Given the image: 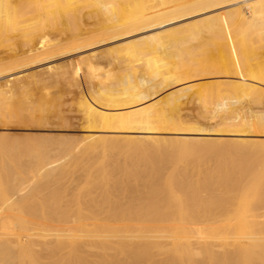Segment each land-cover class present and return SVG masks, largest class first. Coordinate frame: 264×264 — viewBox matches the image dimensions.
<instances>
[{"label":"bare ground","instance_id":"6f19581e","mask_svg":"<svg viewBox=\"0 0 264 264\" xmlns=\"http://www.w3.org/2000/svg\"><path fill=\"white\" fill-rule=\"evenodd\" d=\"M244 7H247L248 11H246L244 9ZM220 10H227L226 12L221 13V14L226 13V15H225L226 17H223L224 19H226L225 22H224V19H222L221 14H216V12H218ZM83 15H84V17H85V15H87L90 18L96 20L97 24L100 27L99 29H97L98 31L96 33H92L90 35L86 34L87 36L83 33L85 35V37L79 36L82 34L81 32H84L85 30L81 26L83 31L79 32L81 29H79V26H77V24L75 22H77L79 18L82 19ZM42 16H49L47 19L48 20L50 19L49 21H51L52 23L50 25H44L43 21H45V19H42ZM89 17H87V18L89 19ZM193 18H198L197 24H201V23L207 24L206 29H204V30H198V28L193 29V31H191V30L189 31V32H191V34H185V31L179 30L182 33L184 32L183 35H182V33L180 34L181 36H179L177 34V36L173 37L172 39L169 38L170 37L169 36L168 37L169 40H167L168 38H166L165 39L166 41H164V40L160 41L159 39L157 40L158 36L156 37V39L152 38L153 37L152 36L153 34H152L150 37H146V36L140 37V38L138 37L137 39H135V41L129 40L126 43L128 46H127V48H126V46H124L126 51L125 50H123V51L127 52L126 53L127 55H130L133 57L132 62H138V63L136 64L137 65L136 68H135V65L134 66L132 65L133 66L132 69H131L132 66H130V67H128V69H130V70L127 69V70H124V72L125 71L130 72L131 70L133 71L134 68H135L134 69L135 72L137 71V69L139 71H141V69L138 68L139 63L141 64V62H139V61H143V64H145L147 66L146 70L148 69V73H149L148 76H144L142 78L140 76H138V78H136V79H139V77H140L139 83L134 82V79L132 78L133 76L129 75L127 77L124 76L121 78L116 77L115 79L113 77H110L111 79H114V84L111 83L112 85H110V82L106 81L108 83V85H105L106 82H103L102 81L103 77H101V78H97V80H98L97 84L100 86L97 88V87H95V84L90 85V83L88 84V81H86L84 79L87 82L86 85H90V86L96 88V90H94L92 92V95L90 98L86 97V96H84V97L81 96L83 98L82 99L83 101L81 100L82 101V104H81L82 114H81V116L83 115V118L86 121L87 129H85V130L89 129L92 133H91V135H89L88 134L89 132H88L87 133L88 137H86V135L85 136L83 135L84 137H81L79 135L82 138L83 142H84V139H85V141H87V139H88V141L84 145L85 147H83V149H85V151L81 150V151L76 152L75 151L76 149L74 150L76 153H79L82 151L86 153V150L93 149V150H96V152L92 151V150H90L89 152L90 153L95 152L96 154L92 153L93 155H87V153H88L87 152L86 154L82 153V155L83 154H84V156L86 155L88 158H90L89 160L93 159L92 157H96L97 155H100V156L106 155L105 157H107V158L109 156V159H107V160H110L111 155H107L104 153L102 155L100 153L97 154V151H98L97 148L98 147H99V149H101V151L104 149L102 152L106 153V151H105L106 146L104 145L105 142L107 144L108 143L112 144L114 149H117L119 147V145L124 144V143H127L128 146L130 144H134V145H130L129 147H127L128 151H129V152L127 151V153L131 154L132 149H134V153H135V151H137L136 150L137 147L139 149V152H140L139 147H141L143 149H144V147H148V150L151 153L155 152V154H156V155H151V153L149 152L150 154L148 153L149 155L148 154L146 155L145 153H147L148 151H145V150L142 151L143 150L142 149L141 150L142 153L140 152L139 156L136 159L133 158L137 161L140 160L141 164H142L143 160H144L143 164L146 161V163L149 162L152 166L156 163L158 165H161V164H168V163H172V162H175L177 160H180L181 162L185 163L184 168L178 164V167L180 169L173 168V170H171V171H165L163 168L157 169V168H154L155 166L153 168H149V169L143 168L144 170L142 169L139 171H138L139 168L137 167L138 169L136 171V169L134 170L133 167L130 166V164H128V166L130 167V168L128 167L129 170L123 169L122 168L124 165L123 164L122 167L120 166L122 169L118 168V170L117 169L111 170V168L114 167L113 165H115L116 163L119 164L118 163V157L120 156V153H122V149H125L123 151V153L127 150L126 148H122V149L120 148L121 149V152H120V150L118 148V151L120 153L119 154H117L118 152L115 153V156L117 154V157L114 156V160L117 158L116 159L117 161L114 164H113V162H115V161L112 162L113 167L109 166L111 168L109 170V167H108L107 171H102V170L100 171V169H101V167H100L99 171L101 173H99L97 177L95 176V178H91L90 181L88 180V183L86 180L89 177L86 178L84 175V177H85L84 180L86 181V183L83 184L84 186L82 185L79 193L77 192L78 194L76 193L77 190H74V188H72L73 191H75V193L71 192V194H74L73 196L71 195L72 196L71 197L70 196L71 190H69L70 188L68 189L66 187V184L71 183V181H67L68 182L67 183L65 180L66 177H63L62 174H65L66 173L65 170L67 171L69 169V170H71V172H72L71 174H73V175H71L69 173L70 171L69 172L67 171V173L69 175H71L73 178V176L75 175L73 172L75 169L77 170V168H74V170H72V169H73V167H78V166L70 164L72 166V169H70L69 163L72 160H73L72 161L73 163L74 162L77 163L76 159L73 158L74 155L76 158H79V159L82 156L78 157V155H76V154H72L73 156H71V152L73 151V149H70V151L68 150V152H70V153H69V155H68V152L66 153L67 154L66 158H68L67 156H69L71 159L70 158L66 159L65 160L66 162L63 160L65 163L62 162V164H60V162H59V165H58V167H60V165L65 166L67 164L66 165L67 167L65 166V170L62 169L64 166H61V168H58L59 169L58 171H60V173L57 170H56L57 174L55 171L51 173L52 170H55V167L54 168L51 167L52 165L54 166L55 162L52 161L51 163H53V164H51L50 161L48 160V162H46L44 164V162H42V161H47L46 160L47 156H45L46 157L45 160L44 159H40L41 161L38 160L39 157L43 158V156H39V154H37V153H39L40 148L42 147L41 145H43V142L41 141L42 144H40V146H38L37 144L41 143V142L37 141L38 140L37 138H36V140H34L35 138L32 140L31 138H33V136L30 135L32 132H29V134H27V135L28 136L30 135L31 138H29L30 136L28 137L29 140H27L26 138L25 139L22 138L24 140L23 141L21 139V141H23V145H24L25 140H26L25 145H29L31 143L30 142V140H31L32 142L37 141L38 143L36 142V145H37V147H40L39 149H36L37 148V147H35L36 145L34 146L35 142H34V144L31 143L32 146L35 147L34 149H36L35 154L32 153L33 158L32 157L30 158L31 161L33 160V162H35L36 160L34 158H37L39 163H38V161L35 163H38V165L41 164V167L38 166L41 169V172L44 171L42 169H45V172H48V174L50 173L51 175H53V173H55L56 178L55 177L54 178L53 177H46L48 174L44 173V172L39 173L40 170H36V167H31L32 165L34 166V163L30 164V162H28V161H26L24 169H20V170H19V167H21V164H19V166L17 167V166H15L16 163L14 166L11 163L13 168L14 167L18 168V170H16V169L14 170L15 172L17 171L16 173H12V172H14L13 169L10 170V171H12L11 173L5 172L6 174L0 170V204H1L0 208H2V206H4L3 208L6 207L5 209H7V210L4 209L5 211H7V212H5L6 214L4 212H1V210L3 208L0 210V264H264V214L262 215V213H264V212H261L262 208H264V198H263L264 196L262 195L264 193V191L262 194H260V195L258 194V192L260 193V191H262V189L264 187V184L262 182L264 180V178H260V180L257 181L259 183H257L254 180H251L252 178L249 179L248 178L249 174L243 170V166H242V165L250 162L251 159L253 160V157L256 158L258 156V155L257 156L255 155L256 153L253 154L251 149H248L247 147L253 143L252 141H250L249 137L252 138L254 135H257L258 133L259 134L262 132L264 133V122H263L264 117L258 116V114L263 115V110H262V114H260L261 111L258 114L255 112L258 117L257 116L255 117V115L253 114L254 116L253 115L252 116L254 118L251 116L253 118L252 120L247 118L248 115L250 117V114L245 116V119L247 118L249 120L240 119V117L239 118H230L231 116L230 117L228 116V114L230 112H232V114H233L234 107H239V106H241V103H245V102H242V99H243V101L245 100L244 98H242V99L239 98L241 95H244L243 97L246 96L248 98L250 96V98L252 97L254 101H257V103L261 102L264 99V91L261 90V86L260 87L257 86L258 87L257 88V87H254L256 85L252 84L253 85L252 86V85H249L250 83H247V81H252V82L259 81L256 83H259V84L263 83L264 84V71H263L264 68L262 69V64H258V66L256 65V67H252L253 65L252 66L249 65V64H251V62H250V60H248L249 57L247 58V55L250 54L249 52L251 50L247 46L248 45V43L246 41L247 39L245 40L244 39L245 37L243 39L241 37L239 38V34L241 33L240 30H243V27H245V25H249L250 28H253V27L259 26L260 24L264 23V0H0V44L3 45V47H2V45L0 47V52L3 51V50H1L2 48H5L4 47L5 43H10L11 45L14 46V48L21 45L23 48L26 49L24 52L22 50H20L23 52V54H22L23 56L21 55V57L18 54L19 52L17 51V54L19 55L18 57H20V58L17 59L15 57L17 61L15 60V58H13L14 61H16V63L12 59V60H10V62L13 61V62H11L12 64L8 61V63H10V64H8V66L5 65V64H7V62L4 64H1L2 66H7V67H10V65L12 66L13 63L15 65H13L14 67L9 68V69L6 67L7 70H5L6 68H4V67L0 68L2 70H5L4 72H2V71L0 72V81H4L5 86L12 85V88L11 87L10 88L13 90L15 89L14 87H16V86L18 87V84H19V87L17 88V90L19 89L18 90L19 92L21 90L22 94L21 93L20 94L23 95L24 94L22 91L23 87H24V91L26 89L25 93L28 92L27 91L28 87L25 85L27 87V88H25V86L23 85L24 81L26 84V81L30 80L31 81V84H29L30 86L32 85V83H34L35 87H38V85H41L43 83L42 81L46 78V76H43L44 74L41 75V73H40V75L43 76L42 79H40L39 72H37V71H36L37 73H31V74L27 73V71L29 69L39 68V67H42V65L50 64L51 62H54V60H57V59L59 60L60 58H65V56L67 54H70V53H74V54L83 53L85 51L93 50L97 47H100V46H103L106 44H110L113 42L121 41V40L126 39V38H130L132 36H136L137 34H140V33H146V32H151L153 30L166 28L169 25H172V24H175L178 22L180 23L181 21L193 19ZM81 19L78 22H81ZM91 22H93V21L91 20ZM155 24H157V26H155ZM191 24H192V22H191ZM64 25L67 26V29L65 28ZM78 25H80V24H78ZM189 25H190V22H189ZM227 25L230 28L229 30H231L230 32H233V35H234L233 37H234V41L236 43V44H233V46L236 45V48L234 47V51H236L238 54L235 56H234V53L232 52V49H231L232 46L230 47V44H229L230 41H228L229 36H227V31H226ZM241 25L243 27H241ZM59 26H61V29L59 28ZM62 26H64V27H62ZM184 26L187 27V25H184ZM193 26H194V24H193ZM196 27H198V26H196ZM202 27H203V25H202ZM246 27H248V26H246ZM249 27L247 28L248 30H250ZM63 28H65L66 30H64ZM92 28L90 26L88 27V29H92ZM187 28H184V29H187ZM57 29H60V31H62V32L65 31L69 35L68 38L72 40V41L70 40L72 43H70V42H69L70 44H68L66 42L65 43L69 46L71 45V48H69V46H68L66 48H69V49H67L66 51L65 50L63 51L61 48L64 47V49H65V45L61 46V44L60 45L56 44L60 48H56L55 47L56 45L51 47V45L53 43H57L58 40L60 39V38H57L55 40H52L51 37L54 38L55 35H53V36L51 35L50 39L54 42L51 43L52 41L50 40V43L47 44L48 46H46L47 48L41 54H33V52L36 50L35 48L37 47V45L39 46L41 44L42 38H44L45 36H48V35L50 36V33L53 32L54 30H56V32H57ZM165 30H164V32H166V31L168 33L170 32L171 37L173 36L171 34V31H168V30L165 31ZM170 30L174 31L175 29L172 28ZM176 30H177V28H176ZM257 30H258V28H256V33H257ZM60 31L58 33H61ZM175 31H174V33L179 32V31L178 32H175ZM204 31L207 32V33H205L206 35L207 34H209V35L205 36L203 34ZM87 32H88V30H87ZM91 32L92 31H90V33ZM253 32H254V30H253ZM54 33H52V34H54ZM58 33H56V35ZM63 34L64 33H62L61 35H63ZM67 34L65 35L66 37L68 36ZM163 34L165 35L166 33H163ZM163 34L161 33V36ZM251 34H253V33H251ZM254 34H255V32H254ZM258 34H259V32H258ZM61 35H60L61 39H62V37H65L64 35L63 36H61ZM246 35H248L247 32H246ZM246 35H244V36H246ZM255 35L257 37V34H255ZM255 35L252 36L253 39H255L254 38ZM248 36H250V35H248ZM56 37H58V36H56ZM66 37H65V40L63 38L64 41L67 40ZM192 37H194V39L196 38V41H198L197 40L198 37H199V40L201 39L200 46L195 48V49L191 48L192 46L189 45L193 41L194 42L191 44L195 43V40H193ZM233 37L231 38V40L233 39ZM47 39H49V38H47ZM160 39L162 40V38H160ZM250 39H251V42H254L252 40L251 36H250ZM56 40H57V42H56ZM68 40H67V42H68ZM242 40H244L246 42H244ZM256 40L259 41L257 38H256ZM256 40H255V42H256ZM6 46H7V44H6ZM40 46H39V48H40ZM116 46L117 47L111 46L114 48L110 49L108 51V54H106V53H105L106 55L103 54L105 52V50L102 54L104 56H107V57L110 56L109 57L110 59H112L111 57H113V60L114 61L117 60L116 62L118 63V61L120 60L119 58H121V54H123V52L121 50L120 51L121 54H119L120 53L119 52V45H116ZM156 46H161L162 57L158 56L157 51L155 49ZM250 46H252V45H250ZM259 46H256V48H258ZM8 47L10 49L11 46L8 45ZM8 47H6V48H8ZM120 47L123 48L122 45ZM172 48L173 49L175 48L174 49L175 52H173V53H171L173 50ZM59 49H61L62 51H60ZM251 49H252V47H251ZM258 49H259V51L258 52L256 51V52L259 55L260 54V47ZM168 50H170V53H168L169 52ZM7 52H9V51H7ZM14 52L15 51H13V53ZM252 52H254V51H252ZM256 52H254L255 55H257ZM261 52H262L261 54H263L264 51H261ZM10 54L8 56V53H6L5 55L2 53V55L5 56V58L2 55H0V56H2L3 57L2 59L5 60V59H7L6 55L8 57L13 55V54H11V55ZM170 54H173V55L170 56ZM118 55L120 56L119 58H118ZM69 56H71V55H69ZM98 56H99V54H98ZM95 57H97V53H95V51H93L90 55L89 54L86 56L83 55V57H81L79 59V62L81 64H84L83 65L84 68L88 67L89 69L93 70L94 68H96L97 64L100 66V63H99L100 61H95ZM100 57H102V55L99 56V58ZM107 57H105V58H107ZM11 58H12V56H11ZM77 58H75V59H77ZM114 58H116V59H114ZM254 58L255 59H253V61L257 60L256 56H254ZM2 59L0 57L1 62H2ZM93 59L95 62L92 63ZM110 59H108L107 63L110 62ZM226 59H230V60L233 59L235 62V65H236V67H234L233 69H230L231 71H228V72L221 70V69H224V67H225L224 61ZM262 59H264V57ZM7 60H9V59H7ZM96 60H98V59H96ZM100 60H104V57H102V59H100ZM121 60H123V62ZM121 60L119 61V63L120 62H122V63L127 62L123 58H121ZM71 61H74V57H73V59H71ZM259 61L257 60L256 62H259ZM96 62H97V64L93 65ZM116 62H114V63H116ZM159 62H165L168 65L166 67H160ZM104 63H106V62H104ZM229 63L230 62H228V64H226V65H229ZM259 63H261V61ZM26 64H28V66H29L28 69L21 70L19 68L20 66L26 65ZM66 64H64V66H66ZM73 64H74V62H73ZM101 64L104 67V64L103 63H101ZM129 64H130V62H129ZM231 64L234 65V63H230V65H229L230 67H233ZM59 65H60V63L58 64V66H56L57 68H55L54 71L55 70L58 71V68H60ZM61 65H62V63H61ZM123 65H125L127 67L128 64L127 65L123 64ZM123 65H118V66H123ZM141 65H139V66H141ZM145 65H144V68H145ZM70 66H72V65H70ZM74 66H77V64L73 65V67ZM110 66H113V64ZM114 66H115V64H114ZM114 66H113V68H114ZM105 67H106V69L108 67L109 69L113 70V68L112 67L110 68L108 65ZM52 68H53L52 65L50 67L48 66L49 70H51ZM84 68H82V69L85 71L87 68L86 69H84ZM140 68H142V67H140ZM238 68L242 69V70H239L240 72L243 71V74L241 75V79L244 80L245 84H243V83L240 84L238 82L240 80H238V81L234 80L235 84L231 83V84L235 85V86H233V88L229 87V90H227V88H226L227 85L225 84L226 86H224L225 89L229 92H230L231 88L233 89L232 92H233V95L235 94V96H234L235 98H233V97L228 98V96L231 94V93H229L228 96L226 95L227 98L222 99V101L211 102V100L213 98H215L214 97L215 95H217V98H218V96L221 95V93H219V91H218V89L220 88L218 86L220 85L222 87L224 85L222 82H225V80L223 81L222 79H221L222 85L220 84V82L218 83L217 81L214 80V82L211 81L212 82L211 84L206 83L207 86H204L203 83H205L207 81H205V82L203 81V83H202L203 85H200V86L198 85L197 90H196L197 91L196 93L198 94V96L202 97V98L199 97L200 99H202V102L199 100L200 105L203 104V102H204L205 104H210V106H212L211 108L209 107V109H211V116L210 117H211L212 121L215 118L224 116V119L222 118V121L224 120V124H222L223 127L219 129V127L221 126V124H220L218 127V130H216V131L213 130L214 132L208 133V132H205V130H203L202 128H200L201 126L198 128L194 127L195 124H193L194 122H192V121H191L192 124H189L191 122H188L187 120H190V119L186 120V117H185L186 122H188L189 125H192V126L194 125V126L191 127V126L184 125L186 122L183 123L184 122V121H182L183 116L180 117V115H183L185 113L181 112L182 114H180L179 110H181V107L186 108V106L178 105V103L180 102V104L183 103L182 105H184V104L188 105V104H186L188 102V99H187V102L185 101L186 99L184 100V97L186 96L185 95L182 97L183 99L181 98L183 101L181 102V100H180L178 102V100L180 98L177 99V96L179 94L184 95V93L189 94L191 91H192V95H193V90H194V87L196 85L195 84L194 85H185V86L183 85L184 87L181 86L182 88L180 87V89H177V87L175 86V82H183V81L186 82L185 80H187V83H189L188 79H190V78H193V79H194V77H202V78L203 77L204 78L205 77H210V78L212 77V78H215L216 76L218 77L219 75H220L219 77H222L221 75H223V74L224 75L225 74H229V75L235 74V76H236V75H238V71H237ZM60 69H62V66ZM73 69H75V68H73ZM73 69L71 71H73ZM77 69L79 70L80 68H77ZM102 69H104V68H102ZM46 70L47 69H45L44 71H46ZM52 70L50 71L51 73L54 72ZM64 70H66V69H64ZM114 70H116V69L114 68ZM228 70H229V68H228ZM60 71H59V74L57 72L56 76L54 77L56 80L57 79L59 80V78H63L64 75L66 74V73L60 74L62 72V71L61 72ZM84 71H82L81 73H83ZM101 71L103 72V70H101ZM144 71H145V69H144ZM48 72L46 74H48ZM90 72L91 71L89 70V72L88 73L86 72V73L89 75L90 74L92 75L95 72V70H93L92 73H90ZM100 72H99V74L97 73L98 76L102 75L103 73L105 74V72H103V73L101 72L102 74ZM106 72H107V70H106ZM116 72L118 73V71H116ZM124 72H122V73L119 72L118 74H123ZM108 73L113 74L114 72L108 71L106 73L107 76H108ZM53 74H55V72ZM72 74H75L74 75L75 79H73V77H72V79L74 81V80H76L77 74H79V73L77 72V74H76V70H75V73H72ZM83 74H85V73H83ZM89 75H88V80L91 79L89 77ZM37 76H38V78H37ZM66 76H67V74H66ZM70 76L68 75V77H70ZM93 76H95V75H93ZM107 76L105 77L106 79H107ZM228 76H225V78ZM79 77H80V75H79ZM85 77H87V75H85ZM114 77H115V75H114ZM64 78H66V77H64ZM168 78H171L170 80L173 79L174 80V81L172 80L173 83L169 84L167 81ZM202 78H201V80H202ZM230 78H232V77H230ZM237 78H240V76ZM46 79H48V77ZM72 79H71V81H72ZM207 79H209V78H207ZM48 80H50V79H48ZM64 80H66V79H64ZM79 80L76 81V83L79 82ZM95 80H96V77H95ZM108 80H110V79H108ZM226 80L228 81L229 79H226ZM242 80L240 82H242ZM92 81H93V79H92ZM96 81H94V82L96 83ZM110 81H113V80H110ZM156 81H159V82H156ZM191 81L192 80H190V82ZM45 82H47V84H49L52 81L48 82L46 80ZM67 82H69L68 79H67ZM53 83H51V87H52ZM166 83L168 85H166ZM197 83L199 84V82H197ZM226 83L228 84V82H226ZM236 83L237 84L239 83V85H236ZM13 84H16V85H14V87H13ZM34 84L31 87H34ZM47 84H44V86H46ZM64 84H66V83H64ZM77 84H76V89H77ZM2 85H3V83H2ZM55 85H53V86L56 89L57 87ZM68 85L70 86L69 83H68ZM68 85H67V88L69 87ZM5 86L3 85L4 88H5ZM73 86H75V85H72V89H73ZM230 86H232V85H230ZM46 87L45 88L43 87V89L46 90ZM81 87H82V83H81ZM83 87H85V86H83ZM172 87H176L177 90L174 89L175 91H173V92H172V90H171V92L169 91L170 93L167 92V94H168L167 96L169 98V97H173L174 95L178 94L177 96H175L176 99H175V97H174L175 100H173L171 98L172 100L169 102V104H167L168 106L165 105L166 107L165 106L163 108L160 106L158 107V105L160 104V100L157 99L156 101H153V99L156 98V95L158 94V91H156V90L158 88H161L163 90H165V89L167 90L169 88L168 90H170V88L172 89ZM217 87H218V89H216ZM1 88H2V86H1ZM48 88H49V86H48ZM33 89H32V91H33ZM51 89H49V90H51ZM53 89L51 90L52 92H53ZM80 89L83 90V88H80ZM86 89L89 90V88H87V87H86ZM263 89H264V87H263ZM39 90H40V88H39ZM44 90H43V93L48 92L45 94H48L46 97L49 98L51 96L50 91H47L48 90L47 89L44 92ZM166 90H165V92H166ZM219 90H221V89H219ZM4 91H6V88L4 89ZM12 91L10 90L11 94H13ZM35 91H36V89H35ZM56 91H58V90L56 89ZM59 91L57 93H59ZM67 91H68V89H67ZM52 92H51V94H52ZM83 92H85V90H83ZM221 92H222V90H221ZM35 93H37V92H35ZM35 93H33V95ZM20 94L19 93H18V95L14 94L15 96L11 95L12 98H10V100L14 99L16 102H18L20 104L23 103L26 98L23 99L24 95L21 96ZM56 94H55V98L57 96ZM79 94H80V92H79ZM227 94H228V92H227ZM0 95L2 97V95H3L2 92ZM41 95L43 96V94H41ZM81 95H83L82 91H81ZM27 96H29V95H27ZM32 97H30V98H32ZM41 97L37 98V101L33 99L34 101L37 102L36 104H38L39 101L42 100L45 96H43V98H41ZM222 97H224V96L222 95ZM5 98H8V96ZM65 98H66V96H65ZM70 98H71V96H70ZM190 98L191 97H189V99ZM232 98H233V100H232ZM50 99H51V97H50ZM196 99H198V98H196ZM61 100H63V99H61ZM249 100L250 99H248V102H249ZM28 101L29 100H27L26 101L27 103L26 102L25 103L28 104ZM48 101H46V102H48ZM191 101L194 102L193 96H192V100L190 99V101L188 103H190ZM44 102L40 103L41 106L45 105ZM184 102H186V103H184ZM239 102H241V103L238 106ZM8 103L11 104L12 102L7 101V104ZM25 103H23V106ZM29 103H31V102L29 101ZM32 103H33V101H32ZM72 103L70 104V106L75 104V103H73V104ZM161 103H162V99H161ZM195 103H196V101H195ZM20 104H18V106H20ZM26 104L24 107L28 111L29 107L27 108ZM36 104L34 103L35 106H36ZM40 104H38V105H40ZM259 104H261V103H258V106H259ZM11 105H9V106L11 107ZM38 105L36 107L37 111H38V107H41ZM67 105H69V104H67ZM163 105H164V103L162 104V106ZM192 105H194V103L193 104L190 103V106H192ZM203 105H202V107H204ZM15 106H16V104H15ZM15 106H14V108H15ZM18 106H16V110L14 112H12V111L9 112V113H11V117H9L10 119L13 117L14 113L18 114L17 108L18 109L20 108ZM23 106L21 108H23ZM28 106H30V105H28ZM43 106H42V108H43ZM179 106H181L180 109H179ZM263 106H264V104H263ZM31 107H33V104L31 105ZM48 107H50L49 104H48ZM52 107H54V106H52ZM253 107L256 108L257 106L253 105ZM1 108H2V112H4L5 110H3L4 109L3 105H2V107H0V109ZM14 108H13V110H14ZM42 108H39V110ZM59 108L62 109L61 107H59ZM188 108H190V107L187 106V110H188ZM248 108L250 109V107H248ZM34 109L29 110V112L31 111L32 113L35 114ZM51 109H54V108H51ZM77 109H78V107H77ZM9 110L7 109V111H5V115H6V112H8ZM23 110H24V112L26 111L24 108H23ZM190 110H188V111H190ZM196 110H197V108H196ZM253 110H255V109L253 108ZM21 111H22V109H21ZM182 111H185V109ZM192 111L193 110H191V112H190L191 114H192ZM197 111H199V110H197ZM237 111H238L237 114L240 113V115L239 114L237 115L236 112H234V113L237 116L242 115L241 118H244L243 114L246 112L242 111L243 114H241L242 113L241 111H239V110H237ZM44 112L48 113L50 111L47 112L46 109L44 108ZM44 112H42V113H44ZM60 112H62V110H60ZM201 112H203V111H201ZM201 112L200 111L198 112L199 115H197V113H196V115L198 116L197 118H199L200 115H202ZM1 113H0V116H1ZM9 113H7V114L9 115ZM42 113L39 116L40 118L38 117L40 120H41V117L43 116ZM186 113L189 114L188 112H186ZM3 114H2V116H3ZM21 114H22V112L18 115V118H20ZM63 114H61V115H63ZM204 114H206V113H204ZM207 114H206V118H207ZM5 115L3 116V118L5 117ZM44 115H46V114H44ZM75 115L76 114H74V116ZM193 115L194 114H192V116ZM21 116H23V114ZM33 116L31 114L32 120H33ZM79 116H80V114H79ZM16 117H13V119ZM24 117L26 119H28V117H26V116H24ZM187 117H188V115H187ZM193 117L195 118V116H193ZM6 118H8V117L6 116ZM6 118H4V119H6ZM189 118H191V116ZM203 118H205V115H204V117H202V119ZM62 119H63V117L60 119V121ZM67 119H68V117H67ZM75 119L77 120V118H75ZM84 119H83V121H84ZM0 120H1V118H0ZM36 120L38 121L37 118H36ZM56 120H59V119H56ZM78 120H79V118H78ZM6 121L8 123V121H10V120L8 119ZM14 121H15V119H14ZM20 121L22 122V120L19 119L18 124H22V127H23L24 122L20 123ZM28 121L29 120H27V122ZM37 121H36V123H37ZM46 121H47V119H46ZM65 121H67V120L65 119ZM210 121H209V123H211ZM222 121L220 120V122H222ZM25 122H26V120H25ZM34 122L35 121L33 120V123ZM68 122H69L68 124L70 127L71 123H70V121H68ZM80 122H82V121L80 120ZM198 122H200V121H198ZM3 123H5V122H3ZM7 123H5V124L7 125V127H9ZM36 123H35V125H36ZM10 124H13V123H10ZM41 124H42V122H41ZM1 125L3 127L4 124H2V122H1ZM6 125H4V126L6 127ZM39 125H40V123H38V126ZM197 125L199 126L200 124H196V126ZM27 126H29V125H27ZM38 126H37V129L40 128V127L38 128ZM42 126L43 125H41V127ZM83 126H84V124H83ZM205 126H206V122H205ZM207 126H208V124H207ZM2 127H1V129H3ZM16 127H17V125H16ZM22 127H21V129H22ZM45 127H43V128H45ZM55 127L56 126H54V129L62 128L61 126L56 127V128ZM211 127L209 126V127H207V129L208 128L210 129ZM28 128H30V127H28ZM47 128L49 129V126H47ZM70 128H67V129H69V130L73 129L75 131L73 126L71 129ZM77 128H78V126H77ZM57 129H56V131H57ZM83 129H84V127H83ZM205 129H206V127H205ZM215 129H217V128H215ZM17 130L15 129V131H17ZM35 131L33 130V132H35ZM37 131H36V134H37ZM165 131L166 132L171 131V133H175V134L179 135L180 137H178V139H175V140H172V139L168 140L169 137L167 136V134H166V136L168 139L163 138V136H162V135H164V133H166ZM206 131H208V130H206ZM13 132H14V130H13ZM13 132H11L12 135L14 133H16V132H14V133ZM20 132L21 131H19V133ZM69 132H66V133H69ZM252 132L255 133V134L253 133V136H252ZM4 133L6 134L7 132H4ZM38 133H39V131H38ZM42 133H44V132H42ZM50 133H53V132H50ZM50 133H48V135ZM5 134L2 135V133H1V135H0V136H2L1 139H3L5 136L8 135V134L7 135H5ZM20 134H18V135H20ZM33 134H35V133H33ZM125 134H129V135L133 134L134 136H127L126 135L125 137H121L122 135H125ZM248 134H250V135H248ZM18 135H15L16 137L11 138V140L13 139L12 141H14L17 139L16 141H18V139H20V137L18 138ZM39 135H42V134L40 133L37 136L40 137ZM70 135H72V134H70ZM73 135H76V134H73ZM169 135H171V134H169ZM191 135L192 136L193 135H198V136L200 135L201 137L204 136L205 138H198V140H195ZM51 136L53 137V135H51ZM64 136L65 135H63L64 140L61 138H59L60 140H58V138L55 137L56 139H54V141H52V140H50V139H52L50 136H49L50 138L48 137V139H47L44 137V135H43V137L45 140L42 139V136L39 139L43 140L44 142H46L47 140H49V142L52 141L53 143H52L51 148H53L54 146H56L55 148H57L58 145H56V144H58L59 142H62L61 140L67 141L68 145H69V143H70L69 140H71V139L68 138V136H67L68 139L66 138V136H65V138H66L65 139ZM72 136H70V137H72ZM77 136H76V138H78ZM226 137H232V139L226 140L225 139ZM213 138H215V139H213ZM246 138H248V139H246ZM4 139H3V142L0 141L3 144H5ZM8 139H10L9 135H8ZM8 139H7V141H8ZM256 139H258V138H256ZM259 139H261V137ZM11 140H9V141H11ZM78 140H79V138H78ZM82 140L80 139V141H78V142H81ZM56 141H59V142H56ZM260 141H262V143H263L264 138ZM173 142L177 143V146L178 145L183 146L184 148L186 145H189L190 143H193V142H197L199 144L200 143L212 144V145H215L216 148H213V149H211L205 153H196V152L193 153L192 152V154H190L189 153L190 151L188 152L183 147L179 148V146H178L179 150L176 152L175 150L169 148L171 145L167 146L168 144H171ZM258 142H259V140H258ZM12 143H14V142H12ZM19 143H21V142H19ZM54 143H56V144L53 145ZM72 143H73V141H72ZM101 143H103L104 146H102ZM262 143H261V145H264ZM31 144H30V146H31ZM45 144H47V143H45ZM62 144H63V142H62ZM62 144H60L61 148L58 147L60 149L57 148L58 149L57 151H59V150L63 151L64 146L62 147ZM16 145H17V143H16ZM16 145H15V147H16ZM23 145H21V146H23ZM49 145L51 146V143ZM49 145H46V147ZM66 145H67V143H66ZM71 145L72 144L70 143V146ZM73 145H74V143H73ZM73 145H72V147L75 146V145L74 146ZM76 145L79 146L78 143ZM95 145L98 147H96ZM99 145L102 146L103 148L102 147L100 148ZM259 145H260V142H259ZM2 146L0 148H2ZM7 146H8V143H7ZM19 146H20V144H19ZM30 146L28 147V149L30 148ZM70 146H69V148H70ZM81 146H83V145H80V147ZM112 146H110V147H112ZM116 146H118V147H116ZM131 146H132V149L130 148ZM234 146H243L246 148V149L241 150L237 156L236 161H238V165H240L239 171H237L238 173H235L236 170H234V167H233V162H234L233 159L235 157H234L233 153H231L230 151H228L226 149L227 147L229 148V147H234ZM25 147L27 148V146H25ZM43 147H45V146H43ZM49 147H47L48 151H50V149H51V148L49 149ZM65 147H68V146H65ZM93 147H95V148H93ZM44 149H41V150H43V152L45 153V151L47 149L46 148H44ZM111 149L109 148V151H108L109 154H110ZM16 150L17 151L19 150L18 147H16ZM23 150H24V146H23ZM65 150H67V149H65ZM107 150H108V148H107ZM188 150H190V149H188ZM4 151L5 150H3V151L1 150V152H4ZM13 151H14V148H13ZM15 152L16 151H14V153ZM41 152L42 151H40V155H42V154L43 155H45V154L51 155V152L45 153V154L44 153L41 154ZM55 152L56 151L54 150V152H52V154L55 155L54 154ZM18 153H20V152L18 151ZM26 153H27V151H26ZM57 153L58 152H56V154ZM112 153H114V151L112 152V150H111V154ZM2 154H0V155L2 156ZM12 154H13V152H12ZM23 154H25V153H23ZM36 154L38 156H36ZM62 154L63 155L60 154L61 158H65L64 157L65 153H62ZM126 154L124 156L125 158L123 156H121V157H123V160L127 159V156L129 155L128 154L126 156ZM7 155H8V153H7ZM14 155L11 156V154H10V157L13 159L14 158L16 159V157ZM29 155H30V153H29ZM191 155H193L194 158ZM235 155H236V153H235ZM3 156H5V154ZM3 156H2V158H3ZM22 156H24V155H22ZM52 156H49L48 158H51ZM60 156H58V158L55 157L54 160L60 159L59 158ZM131 156L132 155H130V157ZM190 156L193 158V160H192L193 162L189 160V159H192ZM260 156H258V157H260ZM5 157H7V156H5ZM10 157H8V158L13 161V159H11ZM87 157H85V160H87V162H88L89 160ZM97 157L99 158V156H97ZM111 157H113V154ZM188 157H190V158L188 159ZM69 159H70V161H69ZM133 159H132V161H129L130 163L132 162V164H133ZM263 159H264V157H263ZM22 160H24V158ZM27 160H29V159L27 158ZM102 160H104V158H102V159L99 158L97 161L95 159H93V161H95V163L101 162ZM107 160H105V161L107 162ZM112 160L113 159H111L110 162ZM1 161H2V159H1ZM59 161H61V159ZM68 161H69V163H68ZM105 161H103L104 165L102 163L101 164L98 163L99 166H102V165L105 166ZM195 161H198L199 163L203 162V164L206 163V164H208V166L206 167V165H205V168H204V166L202 167V165H201V167H200V164L196 165L194 163ZM91 162H92V160H91ZM126 162L127 161H125V166H127ZM5 163H9V160L8 161L6 160ZM5 163H2V162L0 163V166H1L0 169L3 168L2 164L4 166H6ZM48 163H50V164H48ZM92 163H93V165H92ZM92 163H91L90 167H92V166L96 167L98 165V164L97 165L94 164V162H92ZM183 163H181V165ZM27 164H28V166H27ZM57 164H58V162H57ZM78 164H81V163L79 162ZM121 164H122V162H121ZM175 165L173 164V166H175ZM254 165L255 164H253V166ZM9 166H11V165H9ZM9 166L7 165L8 168H9ZM29 166L34 171H32V169H29L28 168ZM48 166H50L51 169L48 168ZM83 166H84V169L86 170L87 169V168H85L86 165H83ZM135 166H137V165H135ZM138 166H140V165H138ZM147 166H150V165L148 164ZM258 166H260V165H258ZM258 166H256V167H258ZM46 167L48 168L47 169L48 171H46ZM95 167L93 168L94 170H96ZM176 167H177V165H176ZM26 168H28V170H26ZM78 168H80V167H78ZM4 169H5V167H4ZM80 169H82V167ZM84 169H82L84 173L89 172L87 170L84 171ZM90 169H92V168H90ZM248 169H250V168H248ZM6 170H7V168H6ZM76 170H75V172H77L79 174V171H76ZM104 170H106V169H104ZM97 171H98V169H97ZM252 171H254V170H252ZM37 173H39L41 175V177H38L39 174L37 175ZM67 173H66V175H67ZM259 173L261 174V172H259ZM43 174H44V176L45 175L46 176L44 177ZM50 174H49V176H50ZM23 175L24 176L27 175V176H25L26 179H22V180L27 181L29 179L30 181L28 180L27 182H33V183H29V184L26 183L28 185V186L27 185L26 186L29 189L31 188L30 190H32L33 187L37 186V184L39 185L38 189L36 187L34 189V190H37V192L39 194L37 192H34L31 196H28L29 193H31V191L29 189H28L29 193H28V191L26 193L25 192L23 193V190H25V191L27 190L26 188L20 187V185L24 181L20 182L21 183L20 184L18 182L19 179H17V177H16V176H18L19 178H21V176H23ZM32 175L35 177V179L37 177L39 178V179L38 178L36 179L37 184L35 181H32V180H34V177ZM58 175H60V177H58ZM79 175H81V177L83 178L82 173ZM257 175H259V174H257ZM257 175H255V176H257ZM28 176H29V178H28ZM42 176H43V178H42ZM140 176L142 177L141 181L143 183H141V182L140 183H141V185L143 184V188H140L139 186H137L138 184H140V183H137L138 182L137 180ZM12 177H14V178L16 177V179H14V178L13 179H14V181L17 180V181H15V183L18 182L20 185L18 183H16V184H18L19 186L15 185V183H13L11 181V180H13ZM31 177H32V180L30 179ZM67 177H68V175H67ZM59 178H60V180H58ZM80 178L77 177V179H80ZM43 179H45V182L51 187H49L46 183H45L46 185H44ZM51 179H53L54 183H55V179H56L55 184H57V182L60 183V181L62 182V180H63L62 183L64 184V180H65V183H66L65 187L67 188V191L69 190L68 191L69 194H66V191H65L66 188L63 190L64 185L62 183L59 185L57 184L58 185L57 187L59 188V190H58V188L56 186H54L55 184L54 185L51 184V181H52ZM256 179H259V177ZM68 180H70V178ZM134 180H135V182H134ZM8 181H9V183H8ZM79 181H83V180H79ZM10 182L13 183V186H15V187L18 186L19 188L22 189V193L24 194V196L22 194H20L21 189H19V188L17 189V187H16V190L20 191V192L18 191L19 194L17 197L22 196L18 200L20 202V204L22 203L21 205H19V204L16 205L17 200L13 199V198H15L14 197L15 193L13 192L14 193V196H13L12 191L8 192L9 187L10 186L13 187L10 184ZM34 182L36 185L33 186L32 184H34ZM40 182H41V184L43 183L42 186H41ZM74 182H78V180L76 181L74 179ZM132 182L134 184L136 183L137 185H133ZM30 184L32 185V187L31 186L29 187ZM76 184L81 185L80 182H78L75 184L71 183V184H69L70 186L69 185L68 186L73 187ZM7 186H9V187H7ZM23 186H25V185H23ZM45 186L47 188L49 187V189H47ZM76 186H78V185H76ZM52 187H54V188H52ZM13 188H11V189H13ZM50 188L54 189V190H51L52 194L56 193L55 195H51V197L53 196V198H55L54 202H53L54 199H52L51 197H50L51 199L47 198L50 194H48L46 197H44L45 196L44 193L47 194L46 192L50 191ZM56 189H57V191H55ZM13 190H15V189H13ZM8 193H10V194L12 193L13 197L11 198V195L8 196L9 195ZM35 193H37L38 195L36 196ZM40 194H42L44 196L41 197L42 195H40ZM38 197H40L41 200L37 199ZM51 201L53 202V204L51 205L52 207H50ZM44 202H46V203H44ZM42 204H45L48 206H44ZM38 205H39V207H37ZM41 205L45 209H46V207H48L50 209V208H53V206H54L55 208L53 211L54 212L56 211L57 213H54L52 210L48 211V208H47V212H48L47 213L45 211V209H43L41 207ZM26 207H28L30 209V210L28 208L25 209L28 211V214H30V215L25 214V213H27V211H23V209ZM37 208L40 210L41 213L39 212V214H38L36 212L38 210L34 211V209H37ZM40 208H42L44 211L42 212ZM57 208H58V210H60V212H58ZM31 209H33V210L31 211ZM71 209H73V210H71ZM15 210H17V211H15ZM67 211L70 212L69 215H68ZM72 211L75 214H71ZM262 211H264V209ZM49 212H51V213H49ZM45 213H47V214H45ZM37 214L39 216H41V214H42L41 218L39 216L36 217ZM70 214H71L70 219H72V217L74 215V217H73L74 219L72 221L73 225L72 226L68 225V227L62 226V225L60 226V221L63 222V220H65V219L67 220L70 217ZM86 214L89 217V219H86V223L88 222V224H86L84 222L85 219H83V218H86ZM33 217L41 219V220H37ZM65 217H67V218H65ZM110 218H113L114 222L116 224H110L109 222H106L108 219H109V221L113 222V220ZM70 219H68L67 221H71ZM90 219L93 220V223H91L92 221L89 222ZM51 221L52 222L58 221V222H55L57 224L56 227H55L56 224L53 222V224H54L53 229H52V227H50V225H48V224L52 223ZM46 222H48V224H46ZM129 222H132V223H129ZM58 223H59V225H58ZM67 223H65V225ZM89 223H91V224H89ZM40 231H43L45 233L41 235L43 238V240H42L43 244L40 243L42 246V249L38 250V249H36L38 242L34 240L33 236L38 235V232H40ZM41 236H37V237L40 238ZM50 236L54 237L53 240L51 239V241L49 239V238H51ZM194 244H198L199 246L197 248H194V247H192ZM216 245H219L222 247L232 246L233 248L224 249L223 251L218 252V251H216V249H214V246H216ZM92 252H93V254H91ZM159 256H161V260H159L160 259Z\"/></svg>","mask_w":264,"mask_h":264},{"label":"rangeland","instance_id":"374dc122","mask_svg":"<svg viewBox=\"0 0 264 264\" xmlns=\"http://www.w3.org/2000/svg\"><path fill=\"white\" fill-rule=\"evenodd\" d=\"M244 9H245L246 11H248V10H247V7H244ZM226 11H227V10H220V11H218L219 13L216 12V14H221V13L226 12ZM221 15H222V19H224L223 17H226V16H225L226 13H225V14H221ZM223 15H224V16H223ZM44 17H45V18H44ZM48 17H49V16H42V19H45V21H43L44 25H50V24L52 23L51 21H49L50 19H49V20L47 19ZM87 17H89V16L85 15V17H84V15H83V16H82V19H81V18L78 19V21L81 19V22H78L77 20H76L77 22H75V23L77 24V26H79V29H81L79 32L83 31L82 28L85 30L84 32H81L82 34L80 33L81 35H79V36H81V37H85L86 34H89V35H90V34H92V33H96V32L98 31L97 29L100 28L99 25L97 24V22H96L95 19H92V18H90V17H89V19H88ZM50 18H51V17H50ZM196 19H197V20H196ZM91 20H92L93 22H91ZM188 20H189V21H188ZM188 20H184V21H181L180 23L178 22V23H175V24L169 25V26H167L166 28H162L163 30H162V29H158V30H153V31H151L152 33H151V32L140 33V34H137V35H136L137 37H136V36H132V37H130L131 39H130V38H126V39H123V40H121V41H117V42H113V43H110V44H106V45H103V46L97 47V48H95V49H93V50L85 51V52H83V53H79V54L70 53V54H67L68 56L66 55L67 57L65 56V58H60L59 60H58V59H57V60H54V62H51L50 64L42 65V67H39V68L29 69V70L27 71V73H30V74H31V73H37V72H39V75H40V73H41V75L44 74L43 76H46V78L48 77V79H50V80L52 81V82H51L50 80H48V79H46V78L44 77L48 82H51V83L54 82L53 85H55V84L57 83L58 85L56 84L55 86L57 87L56 89H57L58 91L60 90V91H59L60 94L57 93L58 91H56V89H55V87H54L53 85H52V87H51V83L47 84V82H45L46 80H45L44 78H43V79H44L45 81L43 80V81H42L43 83H42L41 85H38V87L40 88V90H39L38 87H35V84H34V83H32L31 86H33V84H34V87H35V88H34V87H31V86L29 85V84H31V81H30V80H29V81L27 80V81H26V84H25V81H24L23 85H24V86L26 85V86L28 87V88H27V87L25 86V88H27V91H28V92L25 93L26 89H25V91H24V87H23V89H22V91H23V93H24V94H23V95H24L23 99H25V98L27 99V98H28L27 100H29V101L31 102V103H29V101H28V104H26V103H27V102H26V101H27L26 99H25L24 102H23V103L26 102L25 104L27 105V106H26L27 108L29 107L28 111H27V109L24 107L25 104H24V106H23V103L20 104V103L16 102L14 99L10 100V98H12L11 95H14V94H15V95H18V93H19V94H20V93L22 94L21 90H20V92L18 91L19 89L17 90V88L19 87V84H18V87H17V86L14 87V85H16V84H13V87L15 88V89L13 90V89H11V88H12V85H10V86H5L4 81H0V85L2 86V88H1V86H0V90H1V91H0V94H1V92H2V94H3L2 97H1V95H0V101L2 100V101L0 102V107H2V105H3V108H4L3 110H5V111H7V109H8V110L10 109L8 112H6V115H5V111L2 112V108L0 109V113L2 112V113H1V116H2V114L4 113V114H3V116L5 115L4 118H6V116L8 117V118L4 119L3 116H2V117L0 116V118H1V120H2V121L0 120V126L2 127L1 122H2V124L6 125V124H5V123H7L6 120L9 119V120L11 121V122L8 121V123H7L9 127L11 126L10 128L7 127V125H6V127L3 125V127H2L3 129H1V127H0V135H1V133H2V135H4V134H5L4 132H7L5 135L8 134V135H9V138H10V139H8V135L5 136L6 138L3 136V137L6 139V140H5V139L3 138V139H4V143H5V144H3V143H2V142H3V139H1L2 136H0V141H2V142H0V147H1L2 145H3L5 148L7 147L6 149H5L3 146H2V148H0V154L3 153L2 156H3L4 154H5V156H7V157L3 156V158H2V156L0 155V163H1V162H2V163H5L6 160H7V161L9 160V163H10V164H9V163H5L6 166H4V165L2 164V167H3V168H1L0 170H1L2 172H4V173H5V172H6V173H7V172H10V173H11L12 171H10V170H12V169H13V171H14L15 169L18 170L17 167L19 166V164H21V167L23 166L22 168L19 167V170H20V169H24L25 164H26V161H28V162H30V164H31V163H34V166L32 165L31 167H36V170H40L39 173L44 172V173H47V174H48V172H45V169H42V170H44V171L41 172V169L38 167V166L41 167V164L38 165L39 161H41L40 159H44V160H45V158H46L45 156H47V159H46L47 161H42V162H44V164H45L46 162H48V160L50 161V163H51L52 161H54L55 164H54V166L52 165L51 167H53V168L55 167V170H52L51 173L55 171L56 174H57V171L59 170L58 168H61V166H64V165H60V167H58L59 162H60V164H62V162H64L66 159L70 158L69 156H67L68 158H66V155H67L66 153L68 152V150L70 151V149H73V151L71 150V151H72V152H71V156H73L72 154H76V155H78V157H79V156H80V157L82 156V157L79 159V158H76L75 155H74L73 158L76 159L77 163H76V162L73 163V162H72L73 160L69 163V161H70V159H71V158H70L69 161H68L69 166H70L69 168L72 169V166H71V165H77L78 167H80V168L82 167V169H84V166H83V165H86L85 168H87L86 170L89 171V172H88L89 174H88L87 172L84 173L83 170L80 169V168H78V167H73L72 170H74V168H77V170H76V169H75V170H76V171H79V174L82 173L83 178L81 177V175H79V174H78L77 172H75V170H74L73 173H74L78 178H80V177L82 178V179H81V178H80V179H77V177H76L75 175H74V176H75L76 178H75L74 176H73V178H72L71 175H73V174H71L72 172H71V170H69L68 168H67V169H68L67 171H68V172L70 171L69 173H70L71 175H69V174L67 173V171L65 170V166H66L67 164L62 168L63 170H65V172H66L67 175H68V177H67L66 173H65V174H62L63 177H66V178H65L66 182H67V181H71V183H74V184L80 182V184H81V185L76 184V185H78V186H76V185L73 186V185H72L73 187H69V186H70L69 184H71V183L66 184V183H65V180H64V184L62 183L63 180H62V182L60 181V183L57 182L58 185L61 184V183L64 185L63 190H64L66 187H67L68 189L70 188V189H69V190H71V191H70V196H71V195L73 196L74 194H71V192H72V193H73V192L75 193V191H73L72 188H74V190H77L76 193H77V192L79 193V191L81 190L82 185L85 184L86 181H87V183H88V180L90 181L91 178H95V176L97 177L98 174L101 173V172H100L101 170H102V171H107L109 166H111V167L114 166L113 168L109 167V170H110V168H111V170H116V169L118 170V168H119V169H122V168H123V169H128V170H129L130 167L128 166V164H130V166L133 167L134 170L136 169V171H137L138 168H139V169H138V171H139V170H142L143 168H144V169H149V168H153L154 166H155L154 168H157V169H159V168H163L165 171H171V170H173V168H175V169H176V168L180 169V168L178 167V164L184 168L185 163L181 162L180 160L175 161L176 163H175V162H172V163L161 164V165H158V164L156 163V164H154L153 166H152L149 162L146 163V161H145L144 164H143V161H144V160H143V161H142V164L144 165V166H143V165L141 164V161H140V160H139V161L135 160V159L139 156V153L141 152V150H142L143 148L139 147V148H140V152H139V149H138V147H137V148H136L137 151H135V153H134V149H132V146H131L130 148L132 149V151H131V154H130V153H127V151H128L127 147H129L130 145H134V144H130V145L128 146L127 143L121 144V145H119V147L116 146V147L119 148L120 152H121V149H122V148H126V149H127L124 153H125V154L127 153L126 156H127L128 154H129V155L127 156V159L123 160V157L125 156V154L123 153V151H124L125 149H122V153H120V152L118 151V148H117V149H114V147L112 146V144H110V143L107 144L106 142H105L106 144L104 143V145L106 146V148H105L106 153H105V152H102L104 149L101 151V149H99V147L95 145L96 147H98L97 150L99 151V152L97 151V154L100 153V154L102 155V154L104 153V154L111 155V156H112V154H113V157L110 156V158L113 159V160L110 162L111 159H110V160H107V159H109V156H108V158H107V157H105L106 155H104V156L97 155V156H99L100 159L104 158V160H102L101 162H98V163H100V164L102 163V164L104 165V162H103V161L107 160V162L105 161V166H103V165H102V166H99L98 163H95V161H93V159H95L96 161L99 159V158L96 156V157H92L93 159H91V160H92V162H94V164H96V165L98 164V165H97L96 167H95V166L90 167V165H91L92 162H91V160H89L90 158H88L86 155L84 156V154H86V153L88 152L87 155H93V154H96V153H95L96 150L89 149V150H86V153L83 152V151H85V149H83V147H85L84 145L86 144V142L88 141V139H87V141H85V139H84V142H83V140H82L81 137H84L85 135H86V137H88V134L91 135L92 132H91L89 129H88V130H85V129H87V127H86V121H85V119L83 118V115L81 116V114H82V112H81V104H82V101H83V100H82V99H83L82 97L86 96V97H89V98H90L91 95H92V92H93L94 90H96L95 87H97V88L100 87V86L97 84V83H98L97 78H101V77H103V78H102V81H103V82H106V81L108 82V81H109V82H110V85H112V84H114V79H115L116 77H120V78H121V77H124V76L127 77V76H129V75H130V76L132 75V76H133L132 78L134 79V82L139 83V82H140V77L142 78V77H144V76H148V74H149V73H148V69L146 70V67H147V66H146L145 64H143V61H139V62H141V64H142V65H141V64L139 63V65H141V66L138 65V68L141 69V71H139V70L137 69V71L135 72L134 69L137 67L136 64H137L138 62H132V58H133V57L130 56V55H127V54H126L127 52H124V51H123V50H125V47H124V46H126V48H127L128 45H127L126 43H127L129 40H130V41H131V40H132V41H133V40L135 41V39H137L138 37H139V38H140V37H145V36H146V37H150V36L153 34V35H152V36H153L152 38H155V39H156V37L158 36L157 40L159 39L160 41H163V40L166 41L165 39L168 38L169 36H170L169 38H171V39H172L173 37L177 36V34H178L179 36H181L180 34H181L182 32H180L179 30H181V31H185V34H191V32H189L190 30L193 31V29H197V28H198V30H204V29H206V27H207V26H206L207 24H205V23H201V24L203 25L204 28L202 27L201 24H197L198 18H193V19H188ZM225 20H226V19H224V22H225ZM193 21H194V22H193ZM195 21H196V22H195ZM184 22H185V23H184ZM189 22H190V25H191V26L189 25ZM191 22H192V24H191ZM93 23H94V24H93ZM78 24H80V25H78ZM82 24H83V25H82ZM95 24H96V25H95ZM193 24H194L195 27L193 26ZM263 24H264V23L260 24L259 26L253 27V28H250L249 25H245V27H243V26L241 25V27H243V30H244V31H243V30H240L241 33H242V32H243V33H242V34H241V33L239 34V38L241 37V38L243 39V38L245 37L244 39H245V40L247 39V40H246L247 43H248L247 46H248V48L251 50V51H250V50L248 49V50L250 51V52H249L250 54H248L249 56L247 55V58L249 57L248 60H250V62H251V64H249V65H250V66L253 65L252 67H256V65L258 66V64H262V69L264 68V65H263V64H264V63H263V62H264V61H263L264 59H262V58L264 57V56H263V55H264V52H263V54H261V53H262L261 51H264V49H263V48H264V46H263V45H264V29H263V28H264V25H263ZM181 25H182V26H181ZM184 25H187V27H188L189 29H188L186 26H184ZM188 25H189L190 27H189ZM262 25H263V26H262ZM64 26H65V28L67 29V26H66V25H64ZM64 26H62V27H64ZM81 26H82V28H81ZM89 26H90L91 28H92V27H93V28H92V29H88ZM155 26H157V24H155ZM183 26H184V27H183ZM192 26H193V27H192ZM196 26H198V27H196ZM246 26H248L249 29H250V30L252 29V30H251V31L248 30V29H247L248 27H246ZM201 27H202V28H201ZM57 28H58V27H57ZM59 28L61 29V26H59ZM65 28H63V29L66 30ZM172 28L175 29V30H176V28H177V30H176V31L174 30V31H175V32H178V31H179V32H178V33H174L173 30H170V29H172ZM178 28H179V29H178ZM180 28H181V29H180ZM184 28H187V29H184ZM256 28H258L257 33H256ZM60 29H57V32H56V30H54L53 32H51V33H50V36L48 35L49 37H48V36H45L44 38H42V42H41L42 45H41V44H40L41 46L39 45L40 48H39V46L37 45L38 48H37V47L35 48L36 50L33 52V54H41V53L47 48L46 46H48L47 44L50 43V40H51V39H52V40H55V39H57V38H60V39L58 40V42H57V40H56L57 43H53L54 41L51 40V41H52L51 43H53V44L51 45V47L55 46L56 44H58V45L61 44V46H62V45H63V46L65 45V49H64V47L61 48L63 51H64V50L66 51L67 49L71 48V45L69 46V45H67L66 43L70 44V43H72V42H71L72 40L68 38L69 35H68L65 31L62 32V31H60ZM63 29H62V30H63ZM86 29L88 30L89 33L87 32ZM94 29H95V30H94ZM165 29L168 30V31H171V34H172L173 36L171 37L170 32L168 33ZM229 29H230V28H229L228 25H227V26H226V31H227V36H229V37H228V41H230L229 44H230V47L232 46L231 49H232V52L234 53V56H235V55H238L237 52L234 51V47L236 48V45L233 46V44H236V43H235V41H234V37H233L234 35H233V32H230L231 30H229ZM246 29H247V30H246ZM259 29H260V30H259ZM261 29H262V30H261ZM58 30H59L61 33H58V32H59ZM164 30H165L166 32H164ZM245 30H246V31H245ZM253 30H254L255 34H257V37H256V35L254 34ZM90 31H92V32L90 33ZM248 31H249V32H248ZM54 32H55V33H54ZM155 32H156V33H155ZM244 32H245V33H244ZM246 32L248 33V35L251 36V38H252V40H253L254 42H251L250 36L246 35ZM258 32H259V34H258ZM52 33H54V34H52ZM56 33H58V34L56 35ZM62 33H64V34L66 33V34L68 35V36L66 37V36H65L66 34H65V35L63 34V35L66 37L67 40L69 39L68 42H67V40L64 41V40H65V37H62V39H61L60 35H61ZM83 33H84L85 35H84ZM159 33H160V34H159ZM161 33H162V34H163V33H166V34H165V35L163 34V35L161 36ZM183 33H184V32H183ZM183 33H182V35H183ZM205 33H207V32L204 31L203 34H204L205 36H208V35H209V34L206 35ZM251 33H253V34H251ZM149 34H150V35H149ZM154 34H155V35H154ZM157 34H158V35H157ZM174 34H175V35H174ZM51 35H52V36L55 35L54 38L51 37ZM63 35H61V36H63ZM83 35H84V36H83ZM89 35H88V36H89ZM159 35H160V36H159ZM167 35H168V36H167ZM230 35L233 37L232 40H231L232 37H231ZM244 35H246V36H244ZM254 35H255V37H254L255 39H253V37H252V36H254ZM260 35H261L262 37H261ZM56 36H58V37H56ZM86 36H87V35H86ZM166 36H167V37H166ZM258 36H259V37H258ZM50 37H51V39H50ZM246 37H247V38H246ZM47 38H49V39H47ZM63 38H64V40H63ZM160 38H162V40H161ZM169 38H168L167 40H169ZM256 38H257L259 41H257ZM192 39L195 40V43H196V44H195V43H194L195 45H194V44H191V43H193L194 41L191 42V43L189 44V45L192 46L191 48H194V49H195V48L199 47V46H200L201 39L199 40V37L197 38V40H198L199 42L196 41V38L194 39V37H192ZM61 40H62V41H61ZM70 40H71V41H70ZM240 40H241V39H240ZM255 40H256L257 43L255 42ZM60 41H61V42H60ZM122 41H123V42H122ZM232 41H233L234 43H233ZM242 41H244V40H242ZM246 41H244V42H246ZM59 42H60V43H59ZM63 42H64V43H63ZM65 42H66V43H65ZM69 42H70V43H69ZM116 43H117V44H116ZM247 43H246V44H247ZM250 43H251V44H250ZM262 43H263V44H262ZM6 44H7V46H6ZM114 44H115V45H114ZM260 44H261V45H260ZM1 45H2V44H0V47H1ZM8 45L11 46L10 49H9ZM58 45H56L55 47H56V48H60ZM107 45H108V46H107ZM116 45H119V52H120L121 50H122V52H123V54H121V52L119 53V54H121V58H123V59H124L125 61H127L128 63H127V62H126V63H125V62L122 63L123 60H121V58H119V57H120L119 55H118V58L122 61V62H120V63H119V61H120L119 59H118L119 61H118V63H117V62H116L117 60L114 61V60H113V57H111L112 59H110V58H109L110 56H109V57L104 56V55L108 54V51H109L110 49H112V48H114V47H117ZM121 45H122L123 48L120 47ZM197 45H198V46H197ZM250 45H252V46H250ZM254 45H255V46H254ZM259 45H260V46H259ZM68 46H69V48H66V47H68ZM111 46H114V47H111ZM194 46H195V47H194ZM256 46H259V47H260V54H259V55H258V53H257V52L259 51V49H258L259 47L256 48ZM262 46H263V47H262ZM2 47H3V45H2ZM4 47H5V48H2V49H1V50H3V51L5 50L4 52L1 51L4 55H5L6 53H8V56H9L10 53L13 54V55L10 54V55L12 56V58H11V56L8 57V56L6 55L7 59H9V60H7V59L4 60V59H2V58H3V57L5 58V56H3L2 53L0 52V55L3 56V57L0 56L1 59H2V62H3V63H2V62L0 61V68H3V67L6 68V67L8 66V64H10L11 62L14 61L13 58H15V57H16L17 59L20 58L21 55L23 54V52L26 50V49L23 48L21 45H19V46H17L16 48H14V46L11 45L10 43H5V46H4ZM6 47H8V48H6ZM21 47H22V48H21ZM109 47H110V48H109ZM251 47H252V49H251ZM108 48H109V49H108ZM255 48H256V49H255ZM38 49H39V50H38ZM61 49H59V50L62 51ZM100 49H101V50H100ZM106 49H107V50H106ZM155 49H156V51H157L158 56H159V57H162L161 46H156ZM172 49H173V48H172ZM174 49H175V48H174ZM174 49L172 50L171 53L175 52ZM6 50L9 51L10 53L7 52ZM20 50H22L23 52L20 51ZM98 50H99V51H98ZM104 50H105V52H104ZM170 50H171V49H170ZM170 50H168V51H169L168 53H170ZM235 50H236V49H235ZM13 51H15V52L13 53ZM17 51L19 52L18 54L20 55V57H18L19 55L17 54ZM93 51H95V53H97V57H95V61H100V62H99V63H100V66L97 64V62L93 64V65H96V64H97V66H96V68L93 69V70H95V72H94L92 75L90 74V75L93 77V78H92V77H91L89 74H87V73L89 72V70L91 71L90 73H92L93 70H92V69H89L88 67H86L87 69L84 68V67H83L84 64H81V63L79 62V59H80L81 57H83V55H84V56H86V55H88V54L90 55ZM96 51H97V52H96ZM125 51H126V50H125ZM252 51H254V52L257 51V52H256L257 55H255V53L252 52ZM5 52H6V53H5ZM103 52H104V53H103ZM85 53H86V54H85ZM102 53H103L104 55H103ZM105 53H106V54H105ZM124 53H125V54H124ZM98 54H99V56L102 55V57H104V60H100V59H102V57L99 58ZM100 54H101V55H100ZM252 54H253V55H252ZM69 55H71V56H69ZM109 55H110V54H109ZM171 55H173V54H170V56H171ZM251 55H252V56H251ZM261 55H262V56H261ZM22 56H23V55H22ZM254 56L257 57V60H258V61L261 59V60H260L261 63H259L260 61H259V62H256L257 60L253 61V59H255ZM73 57H74V61H71V59H73ZM77 57H78V58H77ZM105 57H107V58H105ZM16 58H15V60H16ZM75 58H77V59H75ZM116 58H117V57H116ZM116 58H114V59H116ZM12 59H13V61L10 62V60H12ZM67 59H68V60H67ZM96 59H98V60H96ZM106 59H107V60H106ZM108 59H110V62L107 63ZM62 60H63V61H62ZM105 60H106V61H105ZM8 61H9L10 63H8ZM16 61H17V60H16ZM16 61H14V62L16 63ZM55 61H56L57 63H56ZM70 61H71L72 63H71ZM75 61H76L77 63H76ZM95 61H94V59H93V60H92V63L95 62ZM102 61H103V62H102ZM111 61H112L113 63H112ZM6 62H7V64H5V65H7V66H2V65H1V64L6 63ZM73 62H74V64H73ZM104 62H106V63H104ZM114 62H116V63H114ZM129 62H130V64H129ZM228 62H230V63H234V65L231 64L233 67H230V66H229L230 63H229V65H226V64H228ZM59 63H60V65H59L60 68H61V66H62V69H63V70L60 69V68H58V71H57V70L54 71V69L57 68L56 66H58ZM61 63H62V65H61ZM66 63H67V64H66ZM70 63H71V64H70ZM101 63L104 64V67H103V65H102ZM110 63H111V64H110ZM121 63H122V64H121ZM132 63H133V64H132ZM224 63H225V64H224L225 67H224V69H221L222 71L228 72V71H231L230 69H233L234 67H236L235 62H234L233 59H231V60H230V59H226V60L224 61ZM11 64H12V63H11ZM53 64H54V65H53ZM56 64H57V65H56ZM64 64H66V66H64ZM76 64H77V66H74V67H73V65H76ZM112 64H113V66H114V64H115L114 68H115L116 70H114L113 66H110V65H112ZM123 64H126V65L128 64V65H127V67H126V66L123 65ZM13 65H15V64L13 63ZM13 65H12V66L10 65V67H7V68H8V69H9V68H12V67H14ZM51 65L53 66V68H52L53 70H52V69H51V70L54 71L55 74H53L54 72L51 73V72H50L51 70L48 69V66L50 67ZM67 65H68V66H67ZM70 65H72V66H70ZM81 65H82V66H81ZM85 65H86V64H85ZM107 65H108L110 68L112 67L114 71L111 70V69H109L108 67H107V69H106L105 66H107ZM118 65H123V66H118ZM132 65H133V66L135 65V68L133 69L134 72L131 70L132 72H131V71H130V72L125 71V72H126V73H125L124 70H127L128 67H130V66H132ZM144 65H145V68H144ZM167 65H168V64H166L165 62H159V66H160V67H166ZM54 66H55V67H54ZM63 66H64V67H63ZM101 66H102V67H101ZM116 66H117V67H116ZM133 66L131 67V69L133 68ZM46 67H47V68H46ZM81 67L84 68V69H86L87 71H86V70L84 71ZM140 67H142V68H140ZM7 68H6L5 70H7ZM19 68H20L21 70H26V69L29 68V66H28V64H26V65H22V66H20ZM44 68L47 69L49 72H48L47 70L44 71V70H45ZM70 68H71V69H70ZM73 68H75V69H73ZM77 68H80L82 71H84L83 73H85V74L81 73L82 71H81L80 69H79V70H80V71H79ZM100 68H101V69H100ZM102 68H104L105 70L102 69ZM125 68H126V69H125ZM228 68H229V70H228ZM34 69H35V70H34ZM59 69H60L62 72H61ZM64 69H66V70H64ZM68 69H69V70H68ZM72 69H73V71H71ZM88 69H89V70H88ZM117 69H118V70H117ZM119 69H120V70H119ZM144 69H145V71H144ZM226 69H227V70H226ZM5 70L0 69V72H1V71L4 72ZM75 70H76V74H77V72H78L79 74H77L76 80L73 81V79H75V78H74V75H75V74H72V73H75ZM101 70H103V72H105V74H104ZM106 70H107V72H108V71L114 72L113 74L115 75V77H114L113 74H110V73H108V76H107V74H106V73H107ZM128 70H130V69H128ZM239 70H242V69H239V68H238V70H237V71H238V75H236V76H237V77L240 76V78H237V77L235 76V74H231V75H229V74H225V75H224V74H223V75H221L223 78H222V77H219L220 75H219L218 77L216 76L215 78H212V77H211L212 79H211L210 77H205V78H204V77H203V78H202V77H194V79H193V78L188 79L189 83H187V80H185L186 82H184V81H183V82H175V86L177 87V89H180L181 86L184 87L185 85H194V84H195L196 86L194 87L193 95H192V91H191V92H190L191 94H190V93H189V94L184 93V95H183V94H179V95L177 94L179 97H178L177 95H174L173 97H169V98H170V99H169L168 96H167V95H168L167 92L170 93L171 90H172V92L175 91V90H177L176 87H172V89L170 88V90H168L169 88H168L167 90L165 89L166 92H165V90H163V89H161V88H158L156 91H158V94H159V95L157 94V95H156V98H154L153 101H156L157 99L160 100V104L158 105V107L160 106V107L163 108L165 105L168 106L167 104H169V102H170L172 99L175 100V99H176L175 96H177V99L180 98V99L178 100V102H179L180 100H181V102H182V101H183V100H182V99H183L182 97L185 96V95H186V96L184 97V100L186 99L185 101L187 102V99H188V102H189L190 99L192 100V96H193L194 102H193V101L190 102L191 104L194 103V105H192L193 107L190 106V103H188V102H187V103L184 102V103H186V104H188V105H185V104L182 105L183 103L180 104V102L178 103V105L186 106V108H185V107H181V106H179V109H180V107H181V110H179V113H180V114H182L181 112H184V113H185V114H183V115H180V117L183 116V118H184V119L182 118V121H184L183 123H185L187 119H190V120H187V121H188V122H191V121L194 122V123H193V124H195V126L193 125L194 127L198 128V127L201 126L200 128H202L203 130H205V132L212 133V132L218 130V127H219L220 124H221V126L219 127V129L223 127L222 124H224V120L222 121V118L224 119V116H223V117L215 118V119H213V121H212V119H211V117H210V116H211V109H209V107L211 108L212 106H210V104H205L204 102H203L204 105H203V104L200 105L199 100L202 102V99H200V98H202V97L198 96V94L196 93V92H197V91H196V90H197V87H198V85L200 86V85H203V84H204V86H207L206 83H207V84H208V83L211 84V83L214 82V80H215V81H217L218 83L220 82L221 85H222V83H223L224 85L222 86L223 88H222L220 85L218 86V87H220L219 89H221L222 92H221V90L218 89V87L216 88V89H218L219 93H221V95L219 94L220 96H218V98H217V95H215L214 97H215L216 99L213 98V99L211 100V102L222 101V99L227 98L226 95L228 96L229 93H231V94L228 96V98H230V97L235 98V97H234L235 94L233 95V92H232V91H233L232 88H233V86H235V85H234V84H235V83H234V82H235L234 80H236V81L240 80V81H241V80H242V79H241V75L243 74V71L240 72ZM36 71H37V72H36ZM56 71L58 72V74H59V71L61 72L60 74H65V73H66L67 76H66V74L64 75V77H66V78L63 77V78H59V80H58V79L56 80V79L54 78V77L56 76V74H57ZM100 71H101L104 75H103ZM116 71H118V73H119V72H120V73L124 72V73H123L124 75H123V74H118ZM263 71H264V70H263ZM42 72H43V73H42ZM47 72H48V74H46ZM86 72H87V73H86ZM99 72H100L102 75H99V76H98ZM142 72H143V73H142ZM69 73H70V74H69ZM80 73H81V74H80ZM95 73H96V74H95ZM97 73H98V74H97ZM116 73H117L118 75H117ZM129 73H130V74H129ZM51 74H52V75H51ZM133 74H134V75H133ZM239 74H240V75H239ZM39 75H38V76H39ZM41 75H40V79H42V77H43V76H41ZM50 75H51V76H50ZM68 75H69V76L71 75V76L68 77ZM79 75H80V77H79ZM85 75H87V77H85ZM88 75H89V77L91 78V79H89V80H88ZM93 75H95V76H93ZM111 75H112V76H111ZM228 75H229L230 77H232V78H230ZM38 76H37V78H38ZM106 76H107V79L105 78ZM138 76H140L139 79H136V78H138ZM225 76H228L229 78H228V77L225 78ZM52 77H53V78H52ZM72 77H73V79H72ZM83 77H84V78H83ZM95 77H96V80H97V81L95 80ZM110 77H113L114 79H111ZM82 78H83V79H82ZM86 78H87V79H86ZM201 78H202V80H201ZM207 78H209V79H207ZM54 79H55L56 81H55ZM64 79H66V80H64ZM67 79L69 80V82H67ZM71 79H72V81H71ZM79 79H80V80H79ZM84 79H85L86 81H88V84L90 83V85H91V84H92V85L95 84V87H92V86H90V85H86L87 82H86ZM92 79H93V81H92ZM108 79L113 80V81H110V80H108ZM170 79H171V78H168V80H167L169 84H170V83H173V81H174L173 79H172L173 81L170 80ZM195 79H196V80H195ZM198 79H199V80H198ZM221 79H222L223 81L225 80V82H222ZM226 79H229V80L227 81ZM63 80H64V81H63ZM78 80H79V82H77V83H78V84H77L76 81H78ZM90 80H91V81H90ZM104 80H105V81H104ZM138 80H139V81H138ZM190 80H192V81L190 82ZM209 80H210V81H209ZM218 80H219V81H218ZM89 81H90V82H89ZM94 81H96V83H95ZM203 81H204V82L207 81V82L203 83ZM211 81H212V82H211ZM240 81H238L240 84H241V83L245 84V83H244V80H242V82H240ZM44 82H45V83H44ZM58 82H59L60 84H59ZM72 82H73V83H72ZM92 82H93V83H92ZM107 82L105 83V85H108ZM156 82H159V81H156ZM195 82H196V83L199 82V84H198V83L196 84ZM221 82H222V83H221ZM226 82H228V84H227ZM229 82H230V83H229ZM256 82H259V81H255V82L247 81V83H250L249 85H252V84H253V85H256V86H254V87H257V86L260 87V86H261V90L264 91V89H263L264 84L262 83V84H263V85H262L261 83L259 84V83H256ZM262 82H263V81H262ZM2 83H3V85L5 86L6 91H4L5 88L3 87ZM64 83H66V84H64ZM68 83L70 84V86L68 85ZM75 83L77 84V89H76V84H75ZM81 83H82V87H81ZM84 83H85V84H84ZM111 83H112V84H111ZM176 83H177V84H176ZM186 83H187V84H186ZM192 83H193V84H192ZM202 83H203V84H202ZM231 83H234V84H231ZM239 83H238V84L236 83V85H239ZM44 84H47V85L49 86V88H48L47 85H46L47 87L44 86ZM164 84H165V83H164ZM225 84L227 85V87H226L227 90H229V87H232V88L230 89V92L227 91V90L225 89V87H224V86H226ZM42 85H43V86H42ZM63 85H64V86H63ZM67 85L69 86L68 88H67ZM72 85H75V86H73V89H72ZM79 85H80V86H79ZM166 85H168V84L166 83ZM173 85H174V84H173ZM173 85H172V86H173ZM179 85H180V86H179ZM183 85H184V86H183ZM230 85H232V86H230ZM247 85H248V84H247ZM253 85H252V86H253ZM58 86H59V87H58ZM83 86H85V87H83ZM89 86H90V87H89ZM8 87H9V88L11 87V88L9 89ZM43 87H44V88L46 87V90L48 89L47 91H50V95H51L50 97H51V99H50V97H49V98L46 97L48 94H45V93H48V92H45L46 90H44ZM64 87H65V88H64ZM74 87H75V88H74ZM79 87H80V88H83V90H85V92H83V90L80 89ZM86 87L89 88V90H87ZM170 87H171V86H170ZM182 87H181V88H182ZM258 87H257V88H258ZM33 88H34V89H33ZM51 88H52V89L54 88V89H53V92H54V93L51 91V90H52ZM93 88H94V89H93ZM30 89H31V90H30ZM32 89H33V91H32ZM35 89H36V91H35ZM37 89H38V90H37ZM49 89H51V90H49ZM63 89H64V90H63ZM67 89H68L69 92L67 91ZM75 89H76V90H75ZM92 89H93V90H92ZM174 89H175V90H174ZM216 89H215V90H216ZM2 90H3L4 92H3ZM10 90H11V91L13 90V91H12L13 94L10 93ZM43 90H44L45 93H43ZM54 90H55V91H54ZM80 90L82 91V94H83V95H81V91H80ZM8 91H9V92H8ZM17 91H18V92H17ZM64 91H65L66 93H65ZM89 91H90V92H89ZM159 91H160V92H159ZM169 91H170V92H169ZM35 92H37V93H35ZM51 92H52V94H51ZM72 92H73V93H72ZM79 92H80V94H79ZM86 92H87L88 94H87ZM225 92H226V93H225ZM227 92H228V94H227ZM4 93H5V94H4ZM28 93H29V94H28ZM33 93H35V94H34L35 96L33 95ZM56 93H57V94H56ZM70 93H71L72 95H71ZM165 93H166V94H165ZM222 93H223V94H222ZM10 94H11V95H10ZM21 94H20V95H21ZM26 94L29 95L30 97H32V96H33V97L30 98V97L27 96ZM31 94H32V95H31ZM41 94H43V96H45V97L43 98V96H42ZM44 94H45V95H44ZM55 94L57 95L56 98H55ZM160 94H161L162 96H161ZM6 95L8 96V98H5V97H7ZM15 95H14V96H15ZM23 95H21V96H23ZM25 95H26V96H25ZM37 95H38V96H37ZM52 95H53V96H52ZM180 95H181V96H180ZM191 95H192V96H191ZM222 95H223L224 97H222ZM41 96H42V97H41ZM58 96H59V97H58ZM65 96H66V98H65ZM70 96H71V98H70ZM81 96H82V97H81ZM165 96H166V97H165ZM243 96H244V95H241L239 98H241V99L244 98L246 101H245V100L243 101V99H242V102H245V103H241V102H239V103H238V106H239L240 103H241V106H239V107H234V112H236V114H237V112H238L237 110H239V111H241V112H242V111H245L246 113H244V114H243V112L241 113V114L244 115V118H241L242 115H241V116H237L238 114L240 115V113H238V114L236 115L234 112H233V114H232V112H230V113L228 114V116H229V117L231 116L230 118H239V117H240V119H244V120H249V119H251V120H252V119L254 118V117H253L254 115H255V117H256L257 114H258L260 111H261L260 114H262V110H263V115H259V114H258V116H259V117H260V116H261V117H262V116L264 117V106H263V104H264V103H263V102H264V99L262 100L263 102H262V101H261V102H258V103H261V104H259V106H258L257 101H254L252 97L250 98L249 95H248L249 98L246 97V96H245V97H243ZM40 97L43 98V99H42V100L39 99L40 101L38 100V101H39L38 104H40L41 102H44L45 100L48 101V100L50 99L48 102H46V101L44 102L45 105H44V106L42 105L43 108H42L41 104H40V105L36 104V103H37V102H36V101H37V98H40ZM53 97H54V98H53ZM80 97H81V98H80ZM159 97H160V98H159ZM162 97H163V98H162ZM174 97H175V99H174ZM189 97H191V98L189 99ZM199 97H200V98H199ZM1 98H2V99H1ZM4 98H5V99H4ZM35 98H36V99H35ZM52 98H53V99H52ZM171 98H172V99H171ZM181 98H182V99H181ZM196 98H198V99H196ZM233 98H232V100H233ZM7 99H8V100H7ZM31 99H32V100H31ZM33 99L36 100V101H34ZM44 99H45V100H44ZM59 99H60V100H59ZM61 99H63V100H61ZM161 99H162V103H161ZM241 99H240V100H241ZM248 99H250L251 101L249 100V102H248ZM6 100H7L8 102H12L11 104H12L13 106H12L10 103L7 104V101H6ZM13 100H14V101H13ZM43 100H44V101H43ZM74 100H75V101H74ZM81 100H82V101H81ZM163 100H164V101H163ZM252 100H253V101H252ZM3 101H4V102H3ZM32 101H33V103H32ZM166 101H167V102H166ZM195 101H196L197 104L195 103ZM13 102L16 104V106H18V104H20V106H18V107L21 108V107L23 106V108L26 110V111L24 112L23 108H21L22 111H21L20 108H19V109L17 108V113H18V114H16V113L13 114V117H16V116H17L16 118H14L15 121H14L13 117H12L11 119L9 118V117H11V113H9V112H11V111L14 112V111L16 110V106H15V104H14ZM72 102L75 103V104L77 103L78 105H77V104L75 105V104H73ZM251 102H252V103H251ZM254 102H255V103H254ZM34 103L36 104V106L34 105ZM71 103H72L73 105L70 106ZM163 103H164V105L162 106ZM208 103H209V102H208ZM32 104H33V107H34L35 109H34L33 107H31ZM48 104H49L50 107H48ZM67 104H69V105H67ZM244 104H245L247 107H246ZM9 105H11V107H10ZM28 105H30V106H28ZM37 105H38V106H41V107H38V111H37V108H36ZM60 105H61V106H60ZM66 105H67V106H66ZM74 105H75V106H74ZM79 105H80V106H79ZM196 105H197V106H196ZM202 105H203L204 107H202ZM250 105H251V106H250ZM253 105H254V106H257V107L255 108V107H253ZM4 106H5V107H4ZM14 106H15V108H14ZM52 106H54V107H52ZM62 106H63V107H62ZM76 106L78 107L79 110L77 109ZM166 106H165V107H166ZM187 106L190 107V108H188V110H190V109L193 110V111H192V114H194L193 116H195L196 119H195V118L192 116V114L190 113L191 110H190V111L187 110ZM198 106H199V107H198ZM7 107H8V108H7ZM46 107H47V108H46ZM59 107H61L62 109H60ZM191 107H192L193 109H192ZM240 107H241V108H240ZM244 107H245V108H244ZM248 107H250V109H249ZM252 107H253L255 110H253ZM262 107H263V108H262ZM11 108H12V109H11ZM13 108H14V110H13ZM39 108H42V109L39 110ZM44 108L46 109L47 112H48V111H50V112L45 113V112H44ZM51 108H54V109H51ZM196 108H197V110H199L200 112L203 111V112H201L202 115H200L199 118H197V117H198L197 115H199V114H198L199 111H197ZM199 108H200V109H199ZM205 108H206V109H205ZM235 108H236V109H235ZM31 109H34L35 114L32 113L31 111L29 112V110H31ZM49 109H50V110H49ZM59 109L62 110V112H60ZM69 109H70V110H69ZM184 109H185V111H182V110H184ZM204 109H205L206 111H205ZM248 109H249V110H248ZM259 109H260V110H259ZM71 110H72V111H71ZM250 110H251V111H250ZM36 111H37V112H36ZM69 111H70V112H69ZM252 111H253V112H252ZM257 111H258V112H257ZM21 112H22L23 116H21V115H22V114H21V115H20V118H18V115H19ZM28 112H29V113H28ZM42 112H44V113H42ZM186 112H188L189 114H187ZM193 112H194V113H193ZM255 112H256L257 114H256ZM7 113H9V115H8ZM41 113H42L43 116H44V117H43V116L41 115V116H42V117H41V120H42V121L39 119V118H40L39 116H40ZM53 113H54V114H53ZM63 113H64V114L66 113V114H65L66 116H65ZM71 113H72V114H71ZM196 113H197V115H196ZM201 113H200V114H201ZM204 113H206V114L208 113V114H209V115L207 114V118H208V119L206 118V114H204ZM29 114H30V115H29ZM31 114H32V116L34 115V116H33V120L35 121L34 123H33V120H32V117H31ZM44 114H46V115H44ZM49 114H50V115H49ZM52 114H53V115H52ZM61 114H63V115H61ZM74 114H76V115L74 116ZM77 114H78V115H77ZM79 114H80V116H79ZM248 114H250V117L254 114V115L252 116L253 118H252V117L250 118ZM36 115H37V116H36ZM47 115H48V116H47ZM54 115H55V116H54ZM60 115H61V116H60ZM67 115H68V116H67ZM71 115H72V116H71ZM184 115H185V116H184ZM187 115H188V117H187ZM204 115H205V118L202 119V117H204ZM246 115H248L247 118H249V119H247V118L245 119V116H246ZM24 116L28 117V119H26ZM45 116H46V117H45ZM51 116H52V117H51ZM76 116H77V117H76ZM190 116H191V118H189ZM201 116H202V117H201ZM208 116H209V117H208ZM235 116H236V117H235ZM258 116H257V117H258ZM23 117H24V118H23ZM38 117H39V118H38ZM47 117H48V118H47ZM53 117H54V118H53ZM59 117H60V118H59ZM62 117H63V119L61 120V121H62V122H61L60 119H61ZM67 117H68L69 120L67 119ZM74 117L77 118V120H76ZM185 117H186V120H185ZM17 118H18V119H17ZM30 118H31V119H30ZM36 118L38 119V121L36 120ZM43 118H44V119L46 118L47 121H46V119L44 120ZM52 118H53V119H52ZM78 118H79V120H78ZM192 118H193V119H192ZM219 118H220V119H219ZM19 119L22 120V122L20 121V123H23V122H24V123H23V125H24L23 127H24V128L22 127V124H18V123H19V122H18ZM51 119H52V120H51ZM54 119H55V120H54ZM56 119H59V120H56ZM65 119H66L67 121H65ZM83 119H84V121H83ZM191 119H192V120H191ZM194 119H195V120H194ZM201 119H202V120H201ZM218 119H219V120H218ZM17 120H18V121H17ZM25 120H26V122H25ZM27 120H29V121L27 122ZM39 120H40V121H39ZM75 120H76V121H75ZM80 120H81L82 122H80ZM197 120L200 121V122H198ZM203 120H204V121H203ZM207 120H208V121H207ZM210 120H211V121H210ZM215 120H216V121H215ZM220 120H221L223 123L220 122ZM36 121H37V123H36ZM44 121H45V122H44ZM68 121H70V123H71V124H70V127L72 128V126H73V128L75 129V131L69 127V124H68L69 122H68ZM195 121H196L197 123H196ZM209 121H210L211 123H209ZM3 122H5V123H3ZM41 122H42V124H41ZM78 122H79L80 124H79ZM83 122H84V123H83ZM188 122H186L187 124L185 123L184 125L193 127L192 125H189V124H192V122L189 123V124H188ZM202 122H203V123H202ZM205 122H206V126H205ZM213 122H214V123H213ZM263 122H264V121H263ZM10 123H13V124H10ZM26 123H27V124H26ZM29 123H30V124H29ZM35 123H36V125H35ZM38 123H40L39 126H38ZM43 123H44V124H43ZM45 123H46L47 125H46ZM53 123H54V124H53ZM75 123H76L77 125H76ZM82 123L84 124V126H83ZM218 123H219V124H218ZM9 124H10V125H9ZM48 124H49V125H48ZM64 124H65V125H64ZM196 124H200V125H199V126H198V125L196 126ZM207 124H208V126H207ZM12 125H13V126H12ZM14 125H15V126H14ZM16 125H17L18 128L16 127ZM27 125H29V126H27ZM34 125H35V126H34ZM41 125H43V126L41 127ZM44 125H45L46 127H45ZM213 125H214V126H213ZM215 125H216L217 127H216ZM37 126H38V128H39V127H40V128L37 129ZM47 126H49V129H50V130L47 128ZM50 126H51V127H50ZM54 126H56V127L61 126L62 128H58V129H59V130H58V129L55 127V128L57 129V131H56V129H54ZM75 126H76V127H75ZM77 126H78V128H77ZM80 126H81V127H80ZM209 126H210V127L212 126V127L210 128L211 130H210L209 128L207 129V127H209ZM14 127H15V128H14ZM21 127H22V129H21ZM28 127H30V128H28ZM33 127H34V128H33ZM43 127H45V128H43ZM66 127H67V128H70L71 130L67 129ZM83 127H84V129H83ZM203 127H204V128H203ZM205 127H206V129H205ZM213 127H214V128H213ZM12 128H13V129H12ZM35 128H36V129H35ZM42 128H43V129H42ZM46 128H47V129H46ZM63 128H64V129H63ZM65 128H66L67 130H66ZM76 128H77V129H76ZM79 128H80V129L82 128V129L80 130ZM212 128H213V129H212ZM215 128H217V129H215ZM11 129H12V130H11ZM15 129H16V130L18 129V130L15 131ZM51 129H52L53 131H52ZM60 129H61V130H60ZM202 129H201V130H202ZM4 130H5V131H4ZM9 130H10L11 132H13V130H14V132H16V133L13 132L15 135H18V134L21 133L22 135H21V134L18 135V138L20 137V139H18V141H16L17 139L14 140V141H12L13 139L11 140V138H14V137H16V136H15L14 134L12 135V133H11ZM23 130H24V131H23ZM31 130H32V131H31ZM33 130H34V131H35V130H36V131L38 130L39 133H38V131H37V134H36V131L33 132ZM62 130H63V131H62ZM68 130H69L70 132H69ZM206 130H208V131H206ZM209 130H210V131H209ZM213 130H214V131H213ZM1 131H2V132H1ZM3 131H4V132H3ZM19 131H21V132L19 133ZM27 131H28V132H27ZM54 131H55V132H54ZM60 131H61V132H60ZM65 131H66V132H69V133H66ZM17 132H18V133H17ZM29 132H32L30 135L33 136V138H31L30 135H29L30 137L27 135V134H29ZM42 132H44V133H42ZM46 132H47V133H46ZM50 132H53V133H50ZM57 132H58V133H57ZM71 132H72V133H71ZM73 132H74V133H73ZM88 132H89V133H88ZM165 132H166V131H165ZM25 133H26V134H25ZM33 133H35V134H33ZM40 133H41L42 135H39V136H40V137L42 136V139H43V140H45L44 137L48 139V137L50 136V137L52 138V139H50V140H52V141H54V139H56L55 137H57L58 140H60L59 138L63 139V135H65L66 138H67V136H68V138H70V139L73 141V143H74L75 146L73 145V143H72L71 140H69V141H70V143H71L74 147H72V145L70 146V143H69V145H68V142H67V141H63L64 139L61 140V141L63 142L64 145L62 144V142L56 141V142H59V143H58V144L54 143L53 145H55V144L58 145L57 148H58V147L61 148V145H60V144H62V147L64 146V147H63V151H60V150H59V151H60V152H59V151H57V150L60 149V148L57 149V148H55L56 146H54L53 148H51V147H52V143H53L52 141L49 142V140H47L46 142H44L43 140H40V139H39L40 137L37 136V135L40 134ZM48 133H50V134L48 135ZM78 133H79V134H78ZM82 133H83V134H82ZM87 133H88V134H87ZM253 133H254V132H252V136H253ZM57 134H58V135H57ZM67 134H68V135H67ZM70 134H72V135H73V134H76V135H73V136H72V135H70ZM81 134H82V135H81ZM93 134H94V133H93ZM166 134H167V136L169 137V139L167 138ZM169 134H171V135H169ZM254 134H255V133H254ZM258 134H259V133H258ZM258 134H257V135H254V136H253L254 138L251 136L253 139L249 137L250 141H252L253 143L250 144L247 148H248V149H251V151L253 152V154L256 153V154H255L256 156H257V155H258V156L261 155V156H260V157L257 156L256 158L253 157V160L251 159L250 162H248V163L242 165V166H243V170L249 174V175H248V178H249V179L252 178L251 180H254V181H256V182L259 181L260 178H264V176H263V175H264V170H263V169H264V159H263V157H264V151H263V150H264V145H261L262 141H260V140H262V139L264 138V133H263V132L260 133L261 135H260V134L258 135ZM43 135H44V137H43ZM45 135H46L47 137H46ZM51 135H53V137H52ZM77 135H78V136H77ZM79 135H80L81 137H80ZM83 135H84V136H83ZM126 135H127V136H134L133 134H132V135H131V134H130V135H129V134H125V135H122L121 137H125ZM175 135H176V136H175ZM248 135H250V134H248ZM58 136H59V137H58ZM65 136H64V138H65ZM70 136H72V137H70ZM74 136H75V137H74ZM76 136L79 138V140H78V138H76ZM135 136H136V135H135ZM162 136H163V138H166V139H168V140H171V139H172V140H175V139H178V137H180L179 135H177V134H175V133H171V131H167V132L164 133V135H162ZM162 136H161V137H162ZM191 136H192V135H191ZM196 136H197V137H196ZM257 136H258V137H257ZM28 137L31 138L32 140H33L34 138H35L34 140H36V138H37V139H38L37 141H39V142L42 141V142H43V145H41L42 147L40 148V147H37V145L40 146V144H42V142H41V143H38V142L36 141V142L38 143V144L36 145V142H35V141L32 142V141L30 140V142H31L32 144H34V142H35L34 146L36 145V146H35V147H37L36 149H39V148H40V151H42L41 154L44 153L43 150H41V149H44V148L47 149V147H49V146H50L49 144L51 143V146L49 147V149L51 148L52 150L50 149V151H48V149H47V150H46L47 152L45 151V153H50V152H51V155H48V154H45V153H44L45 155H43V154L40 155V151H39V153H37V154H39V156H43V158H40V157H39V159H38L39 161L37 160V158H34V159L36 160V161H35V160H34V161H35V162L38 161V163L33 162V160L31 161L30 158H31V157L33 158L32 153L35 154L36 149H34L35 147H33L31 143H30L31 146H30V144H29V145H25L26 140H25L24 145H23V141H24L23 139L26 138L27 140H29ZM50 137H49V138H50ZM192 137H193L195 140H198V138H205L204 136L201 137L200 135H199V136H198V135H193ZM260 137H261V139H259ZM262 137H263V138H262ZM22 138H23V139H22ZM66 138H65V139H66ZM68 138H67V139H68ZM196 138H197V139H196ZM256 138H258V139H256ZM7 139H8V141H7ZM21 139H22L23 141H21ZM80 139H81L82 141H81V142H78V141H80ZM213 139H215V138H213ZM225 139H226V140H228V139H232V137H226ZM244 139H245V138H244ZM246 139H248V138H246ZM9 140H11L12 142H14L15 144L12 143V142L9 141ZM258 140H259V142H260V145H259ZM15 141H16V142H15ZM255 141H256V142H255ZM19 142H21V143H19ZM75 142H76V143H75ZM82 142H83V143H82ZM7 143H8V146H7ZM16 143H17V145H16ZM45 143H47V144H45ZM66 143H67V145H66ZM77 143H78L79 146L76 145ZM13 144H14V145H13ZM19 144H20V146H21V145L24 146V150H23V146L20 147ZM98 144H99V143H98ZM101 144H102V146H104L103 143H101ZM101 144H100V145H101ZM125 144H126V145H125ZM128 144H129V143H128ZM262 144H264V141H263ZM15 145H16V147H18V149H19L18 151H19L20 153H18V151L16 150ZM46 145H49V146L46 147ZM80 145H83V146L80 147ZM100 145H99V146H100ZM122 145H123V146H122ZM170 145H171V146H170ZM175 145H176V146H175ZM25 146H27V148H26ZM29 146H30V148L28 149ZM43 146H45V147H43ZM65 146H68V147H65ZM69 146H70V148H69ZM76 146H77L78 148H77ZM102 146H100V148H101ZM107 146H108V147H107ZM110 146H112V147H110ZM120 146H121V147H120ZM167 146H170L169 148L175 150L176 152L179 150V148L183 147V146H179V145H178V146H179V148H178L177 143H175V142H173V143H171V144H168ZM189 146H190V147H189ZM191 146H192V147H191ZM31 147H32V148H31ZM116 147H115V148H116ZM135 147H136V146H135ZM187 147H188V148H187ZM240 147H241V148H240ZM13 148H14V151H16L15 153H14V151H13ZM54 148H55V149H54ZM64 148L67 149V150H65ZM93 148H95V147H93ZM102 148H103V147H102ZM107 148H108V150H107ZM109 148H110V149L112 148L111 150H112V152L114 151V153L111 154V150H110V154H109V153H108ZM120 148H121V149H120ZM133 148H134V147H133ZM177 148H178V149H177ZM183 148H184V147H183ZM198 148H199L200 150H199ZM213 148H216V146H215V145H212V144H203V143H200V144H199V143H197V142H193V143H190L189 145H186L184 149H186L188 152L190 151L189 153L192 154V152H193V153H195V152H196V153H205V152H208L209 150H211V149H213ZM231 148H232V149H231ZM237 148H238V149H237ZM21 149H22V150H21ZM33 149H34L35 151H34ZM53 149H54L56 152H58V153L56 154V152H55V153H54L55 155H53V154H52V152H54ZM75 149H76V150H75ZM79 149H80V150H79ZM188 149H190V150H188ZM191 149H192V150H191ZM226 149H227L228 151H230L231 153H233V155H234V157H235V158L233 159V161H234V162H233V167H234V170H236L235 173H238L237 171H239V166H240V165H238V161H236V160H237V156H238V153H239L241 150L246 149V148L243 147V146H234V147H229V148L227 147ZM1 150H2V151L5 150V151L8 153L9 156L7 155V153H6L5 151H4V152H5V153H4V152H1ZM29 150H30V151H29ZM44 150H45V149H44ZM74 150H75L76 152L81 151V150H83V151H82V152H79V153H76ZM90 150L95 151V152H92V153H93V154H92V153L89 152ZM144 150H145V151H148L147 153L144 152L146 155L150 152V151L148 150V147H144V149H143L142 151H144ZM234 150H235V151H234ZM261 150H262V151H261ZM23 151H24V152H23ZM26 151H27V153L29 152L30 155H29V153L27 154ZM257 151H258V152H257ZM12 152H13V154H12ZM37 152H38V151H37ZM116 152H118L117 154L120 153V156H119L120 158L118 157V163H119V164L116 163V161H117L116 159H117V158L114 160V156H115V153H116ZM128 152H129V151H128ZM132 152H133V153H132ZM136 152H137V153H136ZM234 152L236 153V155H235ZM261 152H262L263 154H262ZM9 153L11 154V156L15 154L14 156L16 157L17 160H16L15 158H14L15 160H14L13 158H11ZM23 153H25V154H23ZM62 153H65V154H64V155H65V156H64L65 158H61L60 154L63 155ZM69 153H70V152H68V155H69ZM82 153H84V154L82 155ZM141 153H142V152H141ZM150 153H151V152H150ZM150 153H149V154H150ZM258 153H259V154H258ZM19 154H20V155H19ZM37 154H36V156H38ZM117 154H116L115 157H117ZM149 154H148V155H149ZM16 155H17V156H16ZM18 155H19V156H18ZM22 155H24V156H22ZM52 155H53V156H52ZM130 155H132V156L130 157ZM151 155H156V154H155V152H152ZM25 156H26V157H25ZM28 156H29V157H28ZM49 156H52L53 158H52V157H51L52 159H51V158H48ZM58 156H60L59 158L61 159V161H59L60 159H57ZM121 156H123V157H121ZM191 156L193 157V155H191ZM191 156H190V157H191ZM8 157H10L11 159H13L14 162H13L12 160H10ZM17 157H18L19 159H18ZM22 157L24 158V160H22V159H23ZM55 157H57V158H56L57 160H54ZM85 157L88 158V160H89L88 162H87V160H85ZM90 157H91V156H90ZM190 157H188V159H189ZM192 157H191V158H192ZM261 157H262V158H261ZM5 158H6V159H5ZM27 158H28L30 161L27 160ZM73 158H72V159H73ZM82 158H83V159H82ZM87 158H86V159H87ZM96 158H97V159H96ZM124 158H125V157H124ZM133 158H135V159H133ZM193 158H194V157H193ZM193 158H192V159H189V160L192 161ZM1 159H2V161H1ZM119 159H120V160H119ZM121 159H122V160H121ZM132 159H133V164H132V162H131V163L129 162V161H132ZM262 159H263V160H262ZM4 160H5V161H4ZM19 160H20V161H19ZM63 160H64V161H63ZM134 160H135L136 162H135ZM259 160H260L261 162H260ZM3 161H4V162H3ZM10 161H11V162H10ZM85 161H86V162H85ZM113 161H115V162H113ZM119 161H120V162H119ZM125 161H127V162H126V163H127V166H125ZM42 162H41V163H42ZM57 162H58V164H57ZM65 162H66V161H65ZM65 162H64V163H65ZM79 162H80L81 164H78ZM112 162H113V164L116 163L117 165L115 164V165L112 166ZM121 162H122V164H121ZM192 162H193V161H192ZM11 163L13 164V166H14L15 163H16L15 166H17V167H16V168H15V167L13 168V166H12ZM23 163H24V164H23ZM50 163H48V164H50ZM75 163H76V164H75ZM109 163H110L111 165H110ZM181 163H183V164L181 165ZM194 163H195L196 165H197V164H200V167H201V165H202V167L204 166V168H205V165H206V167L208 166V164H206V163L203 164V162H200V163H199L198 161H195ZM201 163H202V164H201ZM28 164H29V163H28ZM28 164H27V166H28ZM30 164H29V165H30ZM48 164H47V165H48ZM51 164H53V163H51ZM70 164H71V165H70ZM82 164H83V165H82ZM107 164H108V165H107ZM120 164H121V165H120ZM123 164H124V165H123ZM148 164H149L150 166H147ZM173 164H174V165L176 164L177 167H176V165L173 166ZM236 164H237V165H236ZM253 164H255V165L253 166ZM256 164H257V165H256ZM7 165H8V166L11 165V166H9V168H8ZM92 165H93V163H92ZM106 165H107V166H106ZM118 165H119V166H118ZM122 165H123V167H122ZM135 165H137V166H135ZM138 165H140V166H138ZM234 165H235V166H234ZM245 165H246V166H245ZM258 165H260V166H258ZM27 166H26V167H27ZM42 166H43V165H42ZM56 166H57V167H56ZM120 166H121L122 168H121ZM156 166H157V167H156ZM256 166H258V167H256ZM261 166H262V167H261ZM0 167H1V166H0ZM4 167H5V169H4ZM51 167L48 166V168H50V169H51ZM66 167H67V166H66ZM89 167L92 168V169L95 167L96 170L93 169V170H94V171H93V170L90 169ZM100 167H101V169H100V171H99V168H100ZM128 167H129V168H128ZM134 167H135V168H134ZM137 167H138V168H137ZM146 167H147V168H146ZM168 167H169V168H168ZM245 167H246V168H245ZM6 168H7V170H6ZM28 168H29V169H32V168H30V166H29ZM28 168H26V170H28ZM48 168L46 167V171H48V170H47ZM53 168H52V169H53ZM248 168H250V169H248ZM251 168H252V169H251ZM8 169H9V170H8ZM97 169H98L99 172L97 171ZM104 169H106V170H104ZM144 169H143V170H144ZM181 169H182V168H181ZM246 169H247V170H246ZM259 169H260V170H259ZM3 170H4V171H3ZM5 170H6V171H5ZM56 170H57V171H56ZM86 170L84 169V171H86ZM134 170H133V171H134ZM248 170H249V171H248ZM252 170H254V171H252ZM258 170H259V171H258ZM261 170H262V171H261ZM32 171H34V170L32 169ZM92 171H93L94 173H93ZM257 171H258V172H257ZM16 172H17V171H16ZM16 172L14 171V172H12V173H16ZM49 172H50V171H49ZM58 172L60 173V171H58ZM95 172H96V173H95ZM259 172H261V174H260ZM6 173H5V174H6ZM39 173H37V175H38ZM49 174H50V173H49ZM49 174H48L47 176H46V175H45V176H46V177H53V178L55 177V173H53V175L50 174V176H49ZM96 174H97V175H96ZM257 174H259V175H257ZM60 175H61V174H60ZM60 175H58V177H60ZM62 175H61V176H62ZM84 175H85L86 178L89 177V178H87L86 181L84 180V178H85ZM255 175H257V176H255ZM260 175H261V176H260ZM25 176H27V175H25ZM25 176L23 175V176H21V178H19L18 176H16L17 179H19V180H18L19 183L22 182V181H24V182H22V184L20 183L21 185H20L18 182H16V183H18V184L20 185L21 188H26V189H27L26 191L23 190V193H24V192L26 193V192L28 191V189H29V188L27 187L28 185H27L26 183H28V184H29V183H33V182H27L29 179H28L27 181L22 180V179H26ZM29 176H30V175H29ZM29 176H28V178H29ZM32 176H33V175H32ZM43 176H44V174H43ZM43 176H42V178H43ZM45 176H44V177H45ZM56 176H57V175H56ZM250 176H251V177H250ZM16 177H15V178L12 177V179H13V178L16 179ZM33 177H34V176H33ZM38 177H41V175L39 174ZM38 177H37V178H38ZM258 177H259V179H256V178H258ZM37 178H36V179H37ZM55 178H56V177H55ZM69 178H70V180H68ZM71 178H72V179H71ZM141 178H142V177L140 176V177L138 178V180H137L138 182H137V181H136V182H137V183H140V182L143 183V182L141 181ZM14 179L11 180L13 183H15V181H17V180L14 181ZM20 179H21V180H20ZM30 179L32 180V177H31ZM36 179H35V177H34V180H32V181H35V182H36ZM38 179H39V178H38ZM45 179H46V178H45ZM45 179H43L44 185L47 184V183L45 182ZM47 179H48V178H47ZM63 179H64V178H63ZM74 179H75L76 181L78 180V182H74ZM41 180H42V179H41ZM41 180H40V181H41ZM51 180H52V181H51V184L54 185V184L56 183V179H55V183H54L53 179H51ZM58 180H60V178H59ZM79 180H83V181H79ZM29 181H30V180H29ZM37 181H38V180H37ZM12 182H10V184L13 186V183H12ZM35 182H34V184H32L33 186L37 184V182H36V184H35ZM41 182H42V181H41ZM41 182H40V184H41ZM134 182H135V180H134ZM262 182H263V184H264V180H263ZM8 183H9V181H8ZM16 183H15V185H18V184H16ZM24 183H25V184H24ZM45 183H46V184H45ZM49 183H50V182H49ZM67 183H68V182H67ZM132 183H133V182H132ZM141 183L138 184V185H137L136 183H135V184L133 183V185H137V186H139L140 188H143V184L141 185ZM257 183H259V182H257ZM42 184H43V183H42ZM42 184H41V186H42ZM51 184H50V185H51ZM57 184H55L54 186L57 187V186H58ZM65 184H66V187H65ZM7 185H8V184H7ZM19 185H18V186H19ZM23 185H25V186H23ZM26 185H27V186H26ZM32 185L30 184L29 187H30V186L32 187ZM47 185H48V184H47ZM53 185H52V186H53ZM63 185H62V186H63ZM68 185H69V186H68ZM140 185H141V186H140ZM18 186H16L17 189L19 188ZM22 186H23V187H22ZM41 186H40V187H41ZM48 186H49V185H48ZM83 186H84V185H83ZM261 186H262V185H261ZM7 187H9V186H7ZM13 187H14V188H13ZM13 187L10 186L8 192H11V191H12V193L14 192V193H15V196H14V193H13V196H14L15 198H13V199H14V200H15V199L17 200V202L15 201V202H16V205H17V204L21 205L22 203L20 204V202H19L18 200H19L20 197H22V196H20V195H19L20 197H17V196H18V194H19L20 191H21L20 194H22V195L24 196V194L22 193V189L19 188V189H21V190L19 191V190H16V187H15V186H13ZM35 187L38 189L39 185L37 184V186H35ZM35 187H33L32 190H30L31 188L29 189V190L31 191V193H29V191H28V193H29L28 196H31L34 192H37V190H34ZM45 187H46V186H45ZM49 187H51V186H49ZM49 187H48V188L46 187V188L49 189ZM11 188L15 189L17 192H16L15 190L11 189ZM52 188H54V187H52ZM57 188H58V187H57ZM60 188H61V187H60ZM67 188H66L65 191H66V194H69V192H68L69 190L67 191ZM79 188H80V189H79ZM51 190H54V189H51V188H50V191H47V192H46L47 194H45V193H44L45 191H44L43 193H44L45 196L42 195V194H40V195H42L41 197H43V196L46 197L48 194H50V195L47 197V198H50L51 195H55L56 193L52 194V193H51ZM58 190H59V188H58ZM18 191H19V192H18ZM32 191H33V192H32ZM55 191H57V189H56ZM263 191H264V187H263L262 191H260V193L258 192V194H259V195L262 194ZM48 192H49V193H48ZM53 192H54V191H53ZM67 192H68V193H67ZM12 193H11V194L8 193V194H9L8 196L11 195V198L13 197V196H12ZM37 193H38V192H37ZM37 193H35L36 196L39 194V193H38V194H37ZM78 193H77V194H78ZM16 194H17V195H16ZM262 195L264 196V193H263ZM36 196H35V197H36ZM70 196H69V197H70ZM72 196H71V197H72ZM33 197H34V196H33ZM51 198L54 199V200H53V202H54V201H55V198H53V196H52ZM51 198H50V199H51ZM263 198H264V197H263ZM37 199H40V197H38ZM40 200H41V199H40ZM42 200H43V199H42ZM2 201H3V200H2ZM53 202L51 201L50 207H52L51 205L53 204ZM44 203H46V202H44ZM0 205H1V204H0ZM19 205H18V206H19ZM42 205H44V206H48V205H45V204H42ZM42 205H41V207H42ZM0 207H1V206H0ZM3 207H4V206H2V208H3ZM37 207H39V205H38ZM2 208H0V210H1ZM5 208H6V207H5ZM5 208H3V209L1 210V212H4V213L7 212V211H5V210H7V209H5ZM27 208H28V207L24 208L23 211H27V210H25V209H27ZM42 208H43V207H42ZM42 208H40V209H41V211L43 212V211H44L43 209H45V208H43V209H42ZM47 208H48V207H46V209H45L46 212H47ZM54 208H55L54 206H53V208H50V209L48 208V211H49V210H52V211H53ZM4 209H5V210H4ZM28 209H29V208H28ZM263 209H264V208H262V210H263ZM29 210H30V209H29ZM32 210H33V209H31V211H32ZM35 210H38V211H36V212L39 214L40 210H39L38 208H37V209H34V211H35ZM55 210H56V209H55ZM57 210H58V208H57ZM67 210H68V209H67ZM71 210H73V209H71ZM71 210H70V211H71ZM74 210H75V209H74ZM262 210H261V212H264V211H262ZM15 211H17V210H15ZM68 211H69V210H68ZM68 211H67V212H68ZM53 212H54V211H53ZM58 212H60V210H58ZM67 212H66V213H67ZM24 213H25V212H24ZM29 213H30V212H29ZM40 213H41V212H40ZM47 213H48V212H47ZM47 213H45V214H47ZM49 213H51V212H49ZM54 213H57V212L55 211ZM69 213H70V212H68V215H69ZM5 214H6V213H5ZM25 214L30 215V214H28V211H27V213H25ZM38 214L36 215V217L39 216ZM42 214H43V213H42ZM42 214H41V216H42ZM71 214H75V213H73V211H72ZM71 214H70V217H69L68 219L71 218ZM263 214H264V213H262V215H263ZM84 215H85V214H84ZM33 216H34V215H33ZM41 216H39V217L41 218ZM73 217H74V215H73ZM73 217H72V219H70L71 221H67L68 219H67V220L65 219L68 223H67L65 220H63V222L60 221V226H61V225H62V226H67V227H68V225L72 226V225H73V224H72V223H73L72 221H73V219H74ZM87 217H88V215L86 214V218H83V219H85V220H84L85 223H86V219H89V217H88V218H87ZM33 218H35V217H33ZM65 218H67V217H65ZM35 219H37V220H41V219H38V218H35ZM110 219H112L113 222H112V221H109V219H108L106 222H109L110 224H116V223L114 222V219H113V218H110ZM91 221H92V222H91ZM51 222H52V221H51ZM51 222H50V223H51ZM53 222H54V221H53ZM53 222L51 223L52 225H51V224H48V222H46V224L50 225V227H52V229H53V225H54ZM55 222H58V221H55ZM55 222H54V223H55ZM64 222L67 223V224L65 225ZM89 222L93 223V220L90 219ZM61 223H62V224H61ZM63 223H64V224H63ZM91 223H89V224H91ZM129 223H132V222H129ZM55 224H56V223H55ZM86 224H88V222H87ZM16 225H17V224H16ZM58 225H59V223H58ZM56 226H57V224L55 225V227H56ZM44 233H45V232L40 231V232H38V235H34V236H33L34 240L38 242V244H37V248H36V249H38V250H39V249H42L41 244H43V243H42L43 238H42L41 235L44 234ZM37 236H41V237L39 238V237H37ZM50 237H51V238L48 237V238L50 239V241H51V239L53 240L54 237H52V236H50ZM35 238H36V239H35ZM40 243H41V244H40ZM198 246H199L198 244H194L192 247L197 248ZM228 248H233V247H232V246L222 247V246H219V245L214 246V249H216V251H218V252H221V251H223L224 249H228ZM91 254H93V252H92ZM159 257H160L159 260H161V256H159ZM157 258H158V257H157Z\"/></svg>","mask_w":264,"mask_h":264}]
</instances>
